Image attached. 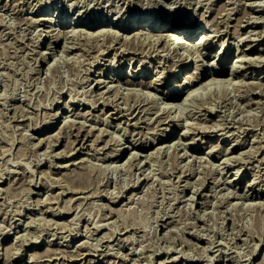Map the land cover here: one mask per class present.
<instances>
[{"label":"rangeland","instance_id":"obj_1","mask_svg":"<svg viewBox=\"0 0 264 264\" xmlns=\"http://www.w3.org/2000/svg\"><path fill=\"white\" fill-rule=\"evenodd\" d=\"M204 1H205V3H203ZM207 1L208 0H203V1L202 0H198V1L197 0H84V2H83V0L82 1L81 0H24L22 2V0H9V1L8 0H0V24H1V26H0V30H1L0 31V34H1L0 37L1 38L0 39H2V40H0V177L2 176L1 177L2 179L0 178L1 179L0 180V187H2V188L6 187V189H8V190H5V188L4 189L0 188V195H1L0 196V264H9V263L10 264H45L44 262H46V264H55V263L56 264H62L63 262H64L63 264H65V263H67V264H111V263L112 264H131L132 261H133L132 264H136V263L138 264V261H140V263L142 262L141 264H146V263L147 264H150V263L151 264H163V258H164V260H168L169 258L172 259L173 255H174L173 258L175 257L176 260L173 262H171V261L166 262V264H203V263L204 264H206V263L207 264H226V263L227 264L228 263L229 264H234V263L235 264H244V263L250 264V261H251V264H258V263H260V261L262 264V262L264 261L263 260L264 259V234H263L264 233V207L262 206L263 204L260 205L262 203L260 201L261 200L263 201V199H257V198H253L251 196H248V198H246L247 199L246 200L245 198L240 197L238 195L246 194L248 188L246 187L245 184L247 182L248 183L249 182L253 183V181L257 182V184H255L254 191L259 192L261 187H264V184H263L264 183V179H263L264 178V158H263L264 157V150H263V148H264V119H262V118H264V112H262V111H264V105H263L264 104V101H263L264 96L262 98L260 97L262 99L260 105L259 104H249V102H248L249 100L247 98V92L245 91L246 86L242 85V84L249 82V81H258V83L260 85L264 86V84H263L264 83V78H263V75H264V60H263V58H264V34L261 35L262 33H264L263 32L264 31V22H262V21H264V9H263L264 8V0H255V3H254V0H241V1L240 0H232V1L229 0L230 2H228L227 0H213V1L209 0L210 3H209V1L208 2ZM238 2H241V3H238ZM5 3H6V5H3ZM249 3H251V4L253 3V4L251 5ZM257 3L261 4L262 6L257 4ZM24 4H26V5H24ZM222 4H223V6H222ZM30 5L32 8L29 7ZM120 5L122 7H120ZM219 5H221V7ZM20 6H23V7L25 6V8L20 7ZM46 6H49L48 11L52 15H56L59 19L60 18L71 19V18H74L73 16H75V14H76L77 18H82V21L84 20L83 22H89L90 24L96 23V24L101 25L104 28L107 27V29L108 28L112 29V30L114 29L111 33L113 35L115 34L114 36H118L120 39L126 38V36H125L126 33L124 34V31H123L121 25L125 24L129 21H132L134 19H137V18H143L144 20L154 19L155 21L160 22L161 24H164V25L165 24L170 25L171 27L172 26L173 27L182 26L183 28H186V29H189L191 27V24L196 21V26H200L199 30L203 31L204 29L202 27H206V29H207L206 33L208 32L207 34H209V33H210V35L212 34L211 36L209 35V37H212L216 33V32H214V30H216L218 27H216V29H215V26H220V28H224V27L227 28L228 27L229 34L225 35V40L228 39L229 41L227 40L226 46H228V48H226L225 50H228L226 52H228V55H229V59L227 62L228 64L226 65V67H228V69H230V71H231V66H232L231 64H233V62L235 63L236 62L235 60H238L239 58H241V57H238V54L241 52V48H244L245 46H247L249 42H253L251 40H248L249 39L248 37H250V35L252 36V38H255V35L257 37H260V38H257L258 41L253 43V46H255V49L258 47L257 49H258L259 53H261L263 56H261L259 53H254L256 55L257 54L259 55V56L257 55L258 58H256V59H261V60H257V64L254 65L253 68H250L248 70H244V68H243L242 72L239 73L238 76L235 77L236 79L238 78L236 85H239V83L241 82L240 85L234 86L233 85L234 83L228 84L226 86L227 87L226 88L227 96H225V98L224 97L220 98V101L218 98V101L216 100L217 102L215 101V99L213 100L217 106H214L212 103H209V102L206 103V105L209 107H212V106L215 107V109L213 111H209V110L207 111V114H209V113L213 114L211 116L212 121L211 122H204V125H207L208 126L207 129L211 130V132H210V135L208 136L209 138L208 137L204 138L205 142L201 143L198 140L199 141L198 147L200 150L192 151L189 147H186V146L183 147V145L185 143L191 141V139L188 140V138H190L191 136L190 137H183L182 139H179V136L182 135V132H184L188 128H189V130H194L195 126L197 124L201 123L199 121L202 120L203 117H205L202 113L206 110L197 112V114L195 115L196 117L194 116L195 118L190 113H192L193 111H197L198 110L197 107H194L193 111H189L190 113L188 111H182L181 113L178 111H175V113H172L173 117H170L169 120L171 118H173L176 121L173 120L170 123H167L169 121L168 119H167V121L165 120V122L157 121L160 118L157 119L158 113L154 112L156 109H151L150 111H147V112L144 110V111L139 113L140 109L138 108L135 111H133V113H132L133 115L129 114L130 119L128 120L127 116L121 117V115H119L122 111H119L120 109H118V107H116V109H115L112 105H105L104 103H102L103 104L102 105L101 102H103L102 101L103 99L99 100V102H96L94 105L93 101H95L97 99V96L93 95L95 93H92L91 90L96 87V83H97L96 81L97 80L95 81V78H101V79L104 78L105 79L106 78L105 76L110 71H115L116 73L122 72L123 74L130 75V72H134L135 68H137V67H142L139 71H144L145 73H148V75H149L148 78H153L154 76H156L155 73L158 72V74L161 75V77H163L164 79L170 80L168 85L171 83V80L173 79L175 72L180 71V76L176 79H178V81L181 79H182V81H184L186 76H185V74H183V72H185L186 70H190V69H192L191 71H193L194 67L196 65V61L194 60V58L191 61L192 56H190V55H193L194 53L198 54L199 56L201 55L202 57L201 56L197 57V59L202 58V61L199 60L201 63L200 66L204 69L205 68L209 69V67L211 69V62L213 61V56L215 54H217L220 50H222L223 46L221 44L222 42H220V41H222V39H220V40H218V38H216V40L214 39L215 40L214 45H216V46L213 49H211V48H208L209 45L207 43L210 41L208 39L209 37L206 36L202 40L201 45H199V44H197V46L196 45H193V46L188 45L191 49H193V51H197L200 49V51L194 52L193 54H192L193 51L191 52V50H189L190 55H188L187 54L188 51L187 52L184 51V49L182 47L183 45H186V43L184 42V44H183L182 42H180L176 39L174 40L172 38V39H170V41H168L169 42L168 43L169 44L168 49H170V46H171V48H173V49H170V50L176 51L175 52L176 54L178 53L179 57L176 56L177 58H174L175 54H173L171 56L168 55V57L170 58V60H169V58L166 56H163V57H162V55L161 56L160 55L155 56L156 52L155 53L153 52L154 54L152 53V55H151L150 53L145 51L144 53H142L143 55H141V54L138 56L136 55L135 59H133L132 61L130 60V57L133 56L132 54L125 55L123 58H120V60H119V55H123V53L121 54V50L124 47L123 46L121 48L122 43L116 44L118 46L115 45L114 48H112V47L107 48L106 46L102 47V45L100 44V46L105 50H101L102 48L100 46H96L95 47L96 49L94 47L92 48L93 50L89 49L90 50V54H89V50H88L89 46L88 45H82V42H85L84 38H86V37L88 38L87 35L90 31H91L90 33L93 34V37L96 36V34H94V32H92L93 28L87 27L86 25L85 26L80 25V27L79 26H77V27H79V29L81 28L82 29L81 31H79V29L77 27H74L72 30L70 29L65 33L66 35L69 34L68 35L69 37L68 36L64 37L65 34H64V32L61 31L63 29V27L61 28V26H59L57 22L45 23L44 21H38V16H39L40 12H42L43 8H45ZM226 6H228V8ZM119 7H120V9H119ZM206 8H207V11H206ZM217 8H219V9H217ZM223 8H226V9H223ZM232 8H234V9H232ZM19 9L22 11H20ZM80 9H81V11H80ZM16 10H19V11H16ZM217 10H219V11H217ZM243 10H246V11L243 12ZM78 11H80V12H78ZM84 11H86V13H84ZM227 11H229V12H227ZM231 11L233 13H231ZM83 13H84V15H83ZM243 13H247V14L249 13V14L246 15ZM214 14H217V15H214ZM218 14H220V15H218ZM2 15H3V17H2ZM240 16L243 17L245 20L243 18H241ZM203 17H205V18H203ZM224 17L226 18V20ZM215 18H217L218 21ZM227 18H229V19H227ZM238 18H239V20H238ZM30 19L33 21L32 22L33 27L31 25ZM33 19L35 20V22ZM203 19H208V20L211 19L210 20L211 22L207 23ZM246 19H248V20H246ZM18 20H19V22H18ZM214 20H216V21H214ZM250 20L252 22H250ZM236 21H238V24L240 22L242 24H244V27L241 26L242 27L241 28L239 25H237ZM253 21H254V23H253ZM14 22H16V23H14ZM20 22H22V23L19 24ZM40 22H42V23H40ZM3 23H6L7 25L3 24ZM17 23L19 25H15ZM211 23H213V24H211ZM227 23H230V25ZM9 25H12L14 28L12 26L10 28ZM34 25L37 26V28ZM48 26H52L54 28L53 30H55L56 32L53 31L52 28L48 27ZM136 26H141V25L136 24ZM234 26L236 29H238V28L240 29V31H241L240 33L243 32L242 36L238 35L239 37H236L234 34L231 33V32H233L232 29H235ZM207 27L208 28L210 27V28L208 29ZM211 27L213 30H211ZM15 29H16V32H15ZM44 29L47 30L46 33L49 32V34H51L52 36H56V35L61 34V35H59V38H57V40L53 39L54 42L51 43L52 48L48 47L47 45L44 46L45 42L47 40V37H45L43 39V43L41 44L40 49H45L46 51L47 50L51 51L50 53L46 52L48 54L47 57L45 58L46 60H44V57L42 58L41 55H37L38 51H37V47H36L37 40H39V33H41V32L45 33ZM74 29H76L77 32ZM84 29L88 30V32L84 31ZM155 29H159V27L156 26ZM4 30L6 32L8 31L9 33L3 32ZM10 30L15 32V33L11 32ZM27 30H28V32H27ZM21 31L23 34L21 33ZM30 31H32V32L34 31V32L32 33ZM52 31L55 33L53 34ZM110 31L111 30H109V32ZM114 31L115 32L118 31V32L115 33ZM157 31L158 30H156V31L154 30V32L149 31V32L143 34L141 37H143V39H144V38H146V34H147V37L148 36L149 37L146 38V40L147 39L149 40L151 37L154 38L151 35H154L156 38ZM24 32H26V33H24ZM75 32L77 34L74 35ZM72 33H73V35H72ZM117 33H118V35H116ZM16 34H17V36H16ZM81 34H83V35H81ZM132 34L133 33L128 34V35H130V37H132ZM20 35L22 38L20 37ZM35 35H37V36H35ZM79 35L81 38L80 37L77 38V36H79ZM121 35H122V37H121ZM123 36H124V38H123ZM3 37L5 39H3ZM89 37H92V36L89 34ZM101 37H103V36H101ZM101 37H100V40H101ZM244 37H246L247 39L245 40ZM35 38H37V39H35ZM67 38L69 39V41H67L68 40ZM73 38H74V40H75V38L78 39L77 41L80 42V44L82 45L83 48H81V45L78 42L76 43L73 40ZM81 39H82V41H81ZM15 40H16V43H14ZM107 40L111 41V37L105 38L101 41L102 42L106 41L105 43L109 44L110 41H107ZM238 40H241V43L237 45L235 41H238ZM10 41H13V43ZM22 41H24V42H22ZM72 41L75 42L77 46L75 45V43H74V45H71V44H73ZM101 41H100V43H101ZM155 41H156V39H155ZM198 41L199 40H197L196 43ZM160 42L162 43V40H160L158 43L161 44ZM24 43H26V44H24ZM63 44L64 45L68 44L71 48L68 50H65ZM78 44H79V46H78ZM14 45H16V46H14ZM22 45H24V46H22ZM32 46H34L35 50L33 49ZM72 46L74 47V49ZM18 47H21V48H18ZM76 47H78V49L79 48H81V49L78 50ZM84 47H87V48H85V50H84ZM192 47H194V48L196 47L195 50ZM115 48H117V49H115ZM6 49H7V51H6ZM16 49H18V50H16ZM29 49H31V50H29ZM97 49H98V51H97ZM119 49H120V51H118ZM160 49H162V46L160 47ZM27 50H29V51H27ZM99 50H101V52ZM115 50H117L118 52ZM80 51H82V52H80ZM104 51H106V52H104ZM204 51L207 52L208 56H205L203 54ZM62 52H65V53H63V56L60 55V53L62 54ZM102 52L105 54H103ZM114 52H117L118 55L115 54ZM167 52L168 51H165V53H167ZM182 52L185 53L184 54L185 56L183 55ZM250 52H255V50L250 51ZM52 53H54L53 55L56 58L52 55ZM93 53H94V55H93ZM146 53H147V55H146ZM162 53H164V52H162ZM64 54H65V56H64ZM69 54L71 55V57H70L71 60H69L70 59ZM180 54H181V56L183 55L184 57H181ZM114 55H116L115 56L116 58L113 59ZM61 56L63 57V59ZM78 56H80V58L83 57V60L85 59V63H83L84 61L82 60V58L80 59ZM90 56H92L93 59ZM94 56H95V59H94ZM32 57H35V58H32ZM58 57H60V59H58ZM72 57H74L75 61H77V63L74 66H72V65L75 61H74V59L72 60ZM104 57H106V58H104ZM125 57H126V59H125ZM180 57H181V60H180ZM66 58H68V59H66ZM160 58H161V60H160ZM182 58H190L188 60L189 61L188 65H186L185 68H184V65H182V63H183ZM36 59H37V61H36ZM86 59H87V62H89V63H86ZM112 59H113V62H114V60H116V62L113 63ZM140 59L141 60L147 59L150 62L142 60L141 63H139ZM79 60L81 61L80 63H79ZM159 60H160L161 65H158ZM203 60H204V62H203ZM50 62H51V64H50ZM169 62L171 63V65ZM67 63H68V65H67ZM78 63H79V66H78ZM166 63H168V64H166ZM237 64H239V62ZM240 64L245 65L241 62H240ZM49 65L51 67H49ZM54 66H55V68H54ZM221 66H223V65H221ZM37 67H38V69H37ZM76 67H78L79 69L78 68L76 69ZM90 67L91 68L93 67V69H91ZM49 68H51V69H49ZM72 68H73V70H71ZM99 68H100V70L104 71V75L103 74L99 75ZM170 68L172 70H170ZM183 68H184V70H182V72H181V69H183ZM160 69L161 70L163 69L162 70L163 72ZM116 70H118V71H116ZM159 71H161V72H159ZM243 71L246 74L243 73ZM258 74H262L261 79H260V77L257 78ZM88 77H90V78L87 79ZM235 78H234V80H236ZM106 80H108V79L106 78ZM238 80H240V82ZM154 81L152 82V84L154 86L155 85L156 86L152 87V88H154V89H152L153 93L155 92L156 87L158 86V83H159V82L157 83V80H154ZM228 86H230V87H228ZM232 86H234V87H232ZM86 87L88 90L86 89ZM171 87H173V85L170 84V86L167 87V90L170 89ZM184 87H186V88L182 92L183 95L187 96L188 93H189V95L194 94V93L198 94L197 93L198 91L191 93L192 92V90H190L191 87L190 86L187 87V84L186 85L184 84ZM240 87L241 88L243 87L244 90L242 89L240 91V89H241ZM89 88H90V90H89ZM160 89H163V85H160ZM231 89L234 92L237 91L236 92L237 94L232 92ZM236 89H238V90H236ZM201 91L202 92H199L200 94L203 93L204 90L202 89ZM227 91H229V92H227ZM89 92H90V94H88ZM70 93L72 94V96ZM75 93H77V94H75ZM85 93L87 94L86 96L90 97V98L83 96V95H85ZM240 93H241V95H240ZM108 94H110L109 95L110 100H112L113 97L114 98L117 97V98H115L114 101H116V103H117L119 100L118 104H120L121 107H125L127 105L126 100H125L126 98H125L124 94H123V96L121 95L122 93H120L118 96H116V94H113V93L112 94L108 93ZM157 94H160V93L158 92ZM77 95H79L80 97ZM111 95H112V97H111ZM113 95H115V96H113ZM106 96H108V95H106ZM73 97H75V99ZM81 97H82V99H81ZM239 97H241V98H239ZM71 98L73 99V101H71L72 100ZM83 98L86 101H84ZM244 98H245V100H244ZM227 99H228V101H227ZM246 99H247V101H246ZM68 100H70L71 102L67 103L66 101H68ZM75 100H77V101H75ZM89 100H91L90 101L91 103H89ZM233 100L235 103L233 102ZM121 101H124L125 103L121 102ZM160 101H162V99H160ZM237 101L239 103L236 104ZM242 101L243 102L246 101V102L243 103ZM169 102H171V101H169ZM232 102H233V105H232ZM69 103L71 104V107H68ZM92 103L94 106L91 105ZM122 103H124L125 106H123ZM222 103H223V105H222ZM242 103H243V106H240V108H239V104L242 105ZM196 104H198V103H196ZM196 104H195V106H196ZM210 105H212V106H210ZM257 105H258V107H257ZM227 106H228V108H227ZM235 106H236V108H235ZM244 106L245 107L247 106V107L244 108ZM23 107H24V109H23ZM58 107H60V108L58 109ZM248 107H249V110H248ZM16 108H18V109L16 110ZM232 108L233 109L235 108V109L233 110ZM241 108H243V109H241ZM20 109L22 111H20ZM56 109L59 112H56ZM12 110H14L16 113ZM75 110L77 112L80 111V113L77 114V112ZM85 110H87V111L89 110V111L85 112ZM244 110H246V111H244ZM247 110H248V112H247ZM111 111H119L120 113L119 112L115 113V112H111ZM123 111L127 112L126 109H124ZM233 111H234V113H233ZM249 111L251 112L250 115H249ZM90 112H91V114H90ZM148 112H150V113H148ZM177 112H178V114H177ZM185 112L189 113V115L187 116V114ZM200 112H202V113H200ZM74 113L77 115H75ZM179 113L182 115H179ZM224 113H226V114H224ZM230 113L234 114V115H231ZM242 113H243V115H241ZM254 113H255V115H254ZM257 113L258 114L260 113L259 114L260 117H259V115H257ZM13 114H14V116H17V115L18 116L15 119H13L12 118V117H14ZM25 114H26V116H25ZM79 114H81V115H79ZM96 114H98V115H96ZM136 114H138V116H143L145 118L143 120H145V121L141 122L142 120H140V122L136 124V122L138 121L137 120L138 116L136 118H133L134 115H136ZM145 114L148 115V117ZM174 114H175V116H174ZM176 114L178 116H176ZM221 114L225 115V116H222ZM227 114H229V115H227ZM20 115L22 118L20 117ZM73 115H74V117H73ZM84 115H85V117H84ZM108 115H109V117H108ZM153 115L156 116V117H154V119H153ZM219 115H221V118L222 117L223 118L221 119ZM256 115L258 116V118H256L257 117ZM95 116H96V118L98 117V119H100L101 121L98 119H95ZM103 116H105V117L102 118ZM197 116H199L200 118ZM228 116H229V118H228ZM233 116L235 117V119L237 121L232 118ZM239 116H241L242 118ZM254 116H256V117L254 118ZM149 117L151 119H149ZM224 117H225V119H224ZM64 118H67L69 120H66ZM71 118H73V120L75 118V120L78 122H76L75 120L73 122V120H71ZM253 118L255 119V121ZM61 119L63 121H65V120L67 121L65 128L67 130H71V128H72L74 133L77 132L75 130L76 128H78L79 126H83L87 122L86 125L83 126V128L85 127L84 129H86V128L90 127L91 131L93 130L91 133V136H90L91 138L95 139V137L100 132V130H103L104 135L102 132H101L102 134L99 133V136L100 135L101 136H100L99 140L97 141V143H95L96 145L95 144L92 145L94 140L90 138L91 140L90 141L88 140V142L91 143V145L88 146V148H90V149L81 148L82 141H80V142H79V140H77L76 142L73 141L75 137H74V134L72 133V130L70 131L71 134L69 135V138H68V136H66L67 134L65 132H64V134L62 133V137L60 138L58 145L53 146V145L49 144L48 142L47 143L45 142L44 144H38L37 141L39 139L37 137L38 136L43 137L44 135L42 133L46 132L47 130H53L54 128L57 131L59 130L60 127H57V125L58 124L60 125L63 122ZM193 119H194V121H193ZM257 119H259V120H257ZM80 120H82V123H84V124L80 123L81 122ZM135 120H136V122H134ZM150 120H152V121L150 122ZM186 120H187V122L190 121L189 124L194 123L195 126H192V128H191V126L186 122ZM216 120L218 122L222 121L223 123L222 122L218 123ZM244 120L246 123L244 122ZM53 121H56L55 124H51ZM71 121L73 122V124L71 123ZM241 121L244 123H242ZM111 122H112V124H110ZM174 122H176L178 124V125L176 124L177 127L176 126L173 127V124H175ZM216 122H217V124H215ZM258 122H260V123H258ZM94 123H95V125H94ZM115 123H116V126H115ZM127 123H128V125H127ZM209 123H211V124L213 123L215 125L212 126L211 124L209 125ZM255 123H257V124H255ZM70 124L72 126H69ZM78 124H79V126H78ZM186 124L188 125L187 128H185L187 126ZM228 124H230V125L228 126ZM249 124H251V125H249ZM159 125H161V126H159ZM217 125L219 128L217 127ZM235 125H238V126H235ZM248 125L250 126V128ZM92 126L93 127L95 126V127L92 129L91 128ZM102 126L104 127V129H100V128H103ZM149 126L152 128H149ZM166 126L169 129L168 137L164 136L163 135L164 132L162 131L163 130L162 127H166ZM198 126H202V124H200ZM225 126H228V128L231 130L234 129V132L237 131V132H235L236 136L239 135V138L246 142V143H244V146L241 148L242 150L240 149V152H242L241 154H243V155L238 154V155H236L237 157L233 156L232 159H230V161H232V162H230L231 164L225 163L223 161H224L225 157L228 156V153H227L228 151L226 152L227 146L232 145L231 142L233 143L232 139H234V138L227 137L228 134H224L223 136H220V134L223 131H218V130H220V128H223ZM241 126H242V129L240 128ZM124 127L126 129H124ZM236 127H238V128H236ZM214 129L217 131L212 133V130H214ZM258 129H260V130H258ZM141 130H143V132H141ZM257 130H258V132L255 133ZM239 131H241V132H239ZM50 132H52V131H50ZM95 132L97 134H95ZM144 132L146 133V137L142 138L141 137L142 135L145 136ZM231 132H233V131H231ZM156 133H158V134H156ZM93 134H94V136H93ZM112 134H113V136L114 135L115 136L113 137ZM147 134H148L149 138L147 137ZM256 134L257 135L262 134V135H260L259 136L260 138H259ZM109 135H110V137H109ZM31 136H32V138H31ZM130 136H132V137H130ZM103 137H104V139H103ZM115 137H117L119 140L117 138L115 140L114 139ZM219 137H221V139L218 142H220V147L222 149L219 148V145H216L217 139ZM224 137H227V138H226V140L222 141V138H224ZM253 137L256 140H254ZM141 138L143 140H141ZM100 139H102V140H100ZM105 139H107L106 140L107 143L110 139H112L113 141L110 140L109 143L106 145V143H104ZM120 139H121V141H124V142L121 143ZM144 139H147V140H144ZM152 139H155V141L153 142ZM172 139L173 140L179 139V141L184 142V144L182 143V145L179 147V149H177L178 151H176L175 153H173L172 150H170V152H169L168 149H166V150H164V152L158 153V154H160V156L157 153L153 154L154 156L156 155L154 157V162L156 164L154 163L153 165H150V168H149V162L146 164V166L144 165L147 158H145L146 159L145 160L144 157L141 155L142 149L146 150V153L150 152L151 149L152 150L154 149V151H157V149H158L157 145L158 144L160 145L161 143H163V144L170 143V142L172 143L173 142ZM117 140H118V142H117ZM252 140H254V141L251 142ZM35 142L38 145H36ZM65 142L69 143V144L67 145ZM262 142H263V144H262ZM64 143H65V145H67L66 147H68V148L64 149V147H65ZM140 143L143 146L145 144V146L141 148V146H139V145H141ZM238 143H239V141H238ZM249 143H250V145H249ZM256 143L259 145H257ZM33 144H35V145L32 146ZM71 144L74 146H71ZM109 144L112 146H110ZM48 145H50L51 147ZM92 146H94V147H92ZM113 146L118 147V148H119V146H120V148H121V146L122 147L125 146L122 154L117 158L112 156V154H110L112 152L114 153V150H113L114 147ZM211 146L212 147L214 146L215 149L213 148L214 149L213 150L211 148ZM259 146L262 148H260ZM47 147H48L49 151L46 150ZM97 147H98V150H97ZM101 147H103V148H101ZM181 147H183V149H181ZM185 147H186V149H185ZM155 148H157V149H155ZM209 148H211L210 149L212 151L211 154L209 152L210 151ZM250 148H252V149H250ZM60 149H62V150H60ZM68 149L71 150V153ZM184 149L186 150V152H184L185 151ZM247 149H248V151L252 152V153L247 152L248 154L250 153L252 156L250 154L248 155L245 152V151H247ZM44 150L47 152H45ZM57 150L61 151V153L56 152ZM86 150H87V152H86ZM73 151H75L74 154H72ZM99 151H102V152L105 151V152L102 153ZM254 151H256V152H254ZM63 152L64 153L67 152V153L64 154ZM165 152H167L168 154ZM253 152L255 154L258 153V154H256L257 156ZM105 153H108V154L106 155ZM59 154L61 156H56ZM67 154H70V156L69 155L67 156ZM109 154H110V156H109ZM133 154L138 155L137 158H139V159H137L135 157L136 159L134 158V161H132V162L129 161L128 163H129V165H130V163H131V165L132 164L134 165L136 162V165L138 167L136 165H134V166L132 165L130 167L127 166L128 163L126 162V160L129 159V156L130 157H131V155L134 156ZM147 154H150V153H147ZM169 154L172 158L169 156ZM182 154H185L186 156H184ZM192 154H194L195 156ZM253 154H254V156H253ZM172 155H174V156H172ZM197 155L201 158H199ZM224 155H225V157L223 158ZM240 155L242 156V160L238 159L237 160L238 162L235 161V159H237L239 157L241 158ZM244 155H246V156H244ZM243 156H244V158H243ZM156 157L157 158L159 157V159L157 160ZM195 157L199 158V159L196 160ZM205 157L207 158V160L210 158L209 161L205 160L206 159ZM246 157H249L250 160H249V158H246ZM251 157H254V158H251ZM80 158L81 159L87 158V159H85V161L88 160L89 162L88 161L87 162H79ZM155 158H156V160H155ZM202 158H204L203 161H202ZM140 159H142V160H140ZM257 159H258V161H257ZM260 159H262V160L260 161ZM220 160L222 161L221 164H219ZM182 161L186 164H183ZM187 161H189V162L187 163ZM197 161H198V163H197ZM200 161H202V162H200ZM233 161L235 162V164ZM242 161H243V163H242ZM67 162L69 163L68 165H67ZM125 162L127 163V165ZM180 162H182V165ZM211 162H213V163H211ZM260 162H261V164H259ZM50 163H51V166H50ZM64 163H65V165H64ZM72 163L74 165H72ZM83 163H84V165H83ZM90 163L91 164L93 163L94 165L92 164V166H89V165H91ZM123 163H125V164H123ZM202 163L203 164L206 163L205 164L206 167H204V165ZM116 164H118L119 167H116ZM121 164H122V166H121ZM199 164H200V167H199ZM222 164H224L223 166H224V169L226 168L225 169L226 171L223 169ZM61 165H63V166L61 167ZM66 165H67V167H66ZM75 165H76V167H75ZM81 166L83 167V169ZM93 166H96V167H93ZM152 166H154L156 168L153 169L154 167L152 168ZM189 166L192 168H190ZM201 166H203V167H201ZM50 167H52V168H50ZM89 167H92L93 169L89 168ZM174 167H175L176 171H172V170H175ZM181 167H183L185 169H183V168L181 169ZM232 167H235V168L237 167L238 169H240L242 167V169H241L242 172L240 173V175L242 177L240 179H238L237 181H233L232 182L233 185L226 182V179L231 174H233V172L235 173L238 170L237 168H236L237 170L235 168L231 169ZM251 167H252V169H251ZM258 167H260L261 169ZM27 168H29V169H27ZM31 168H33V169H31ZM54 168H55V170H54ZM79 168H81L82 170ZM139 168L141 170H138ZM142 168L143 169L145 168V169L143 170ZM30 169L34 171V174H33V171H31ZM89 169H91L92 172ZM150 169H152V171ZM194 169H195V171H194ZM212 169H214L215 171L217 170V171L215 172ZM244 169H246V170L243 171ZM28 170H30V171H28ZM42 170H45V171L49 170L48 171L49 173L45 174L47 172H45V171L43 172ZM88 170H89V172H88ZM61 171H62V173H60ZM75 171H76V173H75ZM251 171L253 172L252 174H251ZM254 171H255V173H254ZM63 172L66 175L63 174ZM68 172H70V173H68ZM79 172L82 175H80ZM145 172H147L148 174L151 173V175L148 176L147 173H145ZM184 172H185V174H184ZM77 173L79 174V176H77L78 175ZM22 174H24V175H22ZM50 174L54 176V177L52 176L53 177L52 181H51V176H49ZM176 174H179V177H177ZM256 174L258 175L257 177H255ZM30 175L33 178V181L31 180L32 178L30 179ZM45 175H47V176H45ZM58 176L60 178H58ZM64 176H67V178ZM85 176H86L87 180L89 179L90 181L89 180L87 181L85 179ZM150 176H152V177H150ZM199 176H200V178H199ZM201 176H202V179H201ZM204 177L205 178L207 177V178L205 179ZM75 178L76 179L79 178L81 180L83 179V181H85V182H82L83 187H84V189H86V188L87 189L81 190L82 187H80V186H82V184L73 183L72 179H75ZM252 178H253V181H251ZM46 179H47V181H46ZM186 179H188V180H186ZM220 179H221V181H220ZM29 180L32 182L30 183ZM48 180L51 181L50 184H48L49 183ZM59 180H60V182H59ZM61 180H63V181H61ZM95 180H96V182H94ZM177 180L178 181L180 180V182L178 183ZM200 180H201V182H199ZM213 180H216V181H213ZM64 181L67 182L68 184L71 183V185H68V184L66 185V183ZM135 181H137V182H135ZM187 181H189V182L191 181V182L189 183ZM89 182L91 183V185H89ZM51 183H52V185H51ZM86 183H88L87 186L84 185ZM203 183H204V185H203ZM34 184H37V185H34ZM100 184H102V185H100ZM216 184H219V185H216ZM224 184H225V187H224ZM57 185L60 187H58ZM184 185H185V187H184ZM194 185H195V187H194ZM196 185L199 187L202 186V189H203L202 193L204 195L206 192L208 193L209 197H207V199H209V200L207 202L209 203V205H208V203L207 204L204 203V201L207 199L204 197L203 194L199 195V193H196V189L199 188V187H196ZM212 185H214V186H212ZM73 186H74V189H73ZM96 186H99V187H96ZM228 186L230 187V189H228ZM256 186H258V188ZM63 187H65V188H63ZM71 187L73 190L70 189ZM193 187L195 189H192ZM220 188H222V189L224 188V189L222 190ZM91 189L92 190L96 189L97 192L94 193L96 190L91 192L90 191ZM231 189L234 192H236L237 196H236V194L233 193V191L232 192L229 191ZM193 190H195V191H193ZM139 191H141V193ZM215 191H217V192H215ZM51 192H52L53 196H52ZM62 192H63V195H62ZM105 192L108 194L106 195ZM89 193H90V195H88ZM111 194L114 196H112ZM118 194H119V196H118ZM46 195H47V197H46ZM187 195H188V197H187ZM43 196L46 199V200L44 199L45 200L44 203H43V201H44ZM48 196H49L50 200L48 199ZM39 197H40V200H43L42 204L39 200ZM56 197L58 200L56 199ZM69 197H70V201H68L69 203L67 204V199ZM115 197L117 198V200L116 199L113 200V198H115ZM192 197L195 198L196 200L198 199V201L192 200L193 199ZM204 198H205V200H204ZM53 199H55V200H53ZM134 199H135V201H134ZM216 199L218 201L219 200L220 201L218 202ZM71 200H72V202H71ZM77 200L79 201V203ZM131 200H132V202H131ZM187 200L190 204L189 203L187 204V202H186ZM229 200H230V203H229ZM238 200H240V201L238 202ZM46 201H48V202H46ZM76 201H77V203H76ZM213 201H214V204H213ZM236 201L238 203H240L242 206L240 204H235L237 206H234L231 208V206L234 205L233 203H235ZM255 201L257 203H254ZM80 202H81V204H80ZM210 202H212V203H210ZM215 202H216V204H215ZM217 202L219 203V205ZM245 202L247 203V204H245L246 206L248 205V203H251V205L246 207L244 205ZM64 203L67 204L66 206L68 209L70 207L69 210L71 212L70 211L68 212L67 208H65L66 210L63 211L64 208L62 207V205ZM252 203L256 206H254ZM73 204H74V206H73ZM107 204L110 205V208H109V206H107ZM127 204H129V205H127ZM221 204H223V205H221ZM46 205H47V207H46ZM68 205H69V207H68ZM63 206H65V205H63ZM100 206H101V208H100ZM106 206L108 207V209L106 208ZM228 206H229V208H231V209H229V212H233V213L227 212ZM58 207L59 208L61 207L62 211L61 210L59 211ZM41 208H42V210H41ZM71 208H73V209H71ZM102 208L103 209L105 208V209L103 210ZM111 208H113V209L111 210ZM170 208L172 210L166 211L167 209H170ZM49 209H52V210H49ZM100 209L104 212H102ZM117 209L119 210L118 211L119 213H115V212H117ZM121 209H124L122 211V213L120 212ZM175 209H176V211H174ZM179 209H180V211H177ZM108 210H110V212ZM187 210H189V211H187ZM221 210H222V212H220ZM237 210H238V212H236ZM49 211H51V212H49ZM202 211H203V213H202ZM106 212H108V213H106ZM170 212H171V214H174L175 217L172 216L171 214H169ZM173 212H175V213H173ZM235 212H236V214H235ZM77 213L81 217L76 216ZM111 213L113 216L111 215ZM165 213L169 214L171 216L167 220H165L164 218L168 217L169 215H165L164 218L162 219V216ZM189 213H191L192 215ZM237 213L239 214V216ZM197 214H199V215H197ZM240 214H242V216H241L242 218L240 217ZM53 215H55V216H53ZM116 215L118 218L116 217ZM119 215H121L122 217ZM123 215L126 219L123 218ZM231 215H234V217ZM99 216L101 218H99ZM199 216H203V217H200V219H199ZM43 217H45V218H43ZM71 217H72L73 221H75V222L71 221L72 220ZM74 217H75V220H74ZM78 217L81 219V221ZM105 217L107 218L109 223L107 222ZM119 217H121V219ZM52 218H54V219L52 220ZM67 218L68 219L70 218L69 219L70 221ZM122 218H123V220H122ZM172 218H174V219H172ZM192 218H194V219H192ZM46 219L48 221H46ZM176 219H177V222L175 221ZM223 219H225V220H223ZM56 220H59L61 222V224H62V220L63 221L68 220V222H66V223H68L69 225L66 223L62 224L63 227L59 223H58L59 225L58 224L56 225V223H57ZM93 220H95V221H93ZM111 220H114V223ZM193 220L197 221L196 226H195V222ZM89 221L91 224L89 223ZM122 221H126L125 223L127 224V226H129V227L126 226V228H128L129 230L125 229L126 224L122 223ZM71 222L75 223V224H74L73 228L70 229V226L72 224ZM96 222H98V224ZM103 222H105L106 224H104ZM191 222H194V224H192ZM78 223H79V225H78ZM99 223H100V225H99ZM132 223H134V226L130 225ZM161 223L162 224L164 223L165 225L173 223L172 224L173 226H170L171 224L169 225L170 227L169 226H163ZM232 223H234V224H232ZM96 224L98 225V227ZM109 224L112 227V230H110V231L108 228V227H110V226H108ZM113 224H114V226H113ZM117 224L119 225L118 227H116ZM157 224H158V226H157ZM26 225H28V226H26ZM237 225H239V226H237ZM66 226H68V227H66ZM99 226H101V227H99ZM156 227H158L157 231H156ZM171 227H173L174 230ZM87 228H91V229H88V231H87L86 230ZM92 228L93 229L95 228V229L93 230ZM196 228L198 231L196 230ZM252 228H254V229H252ZM261 228H262V230H261ZM61 229H64V230H61ZM77 229H78L79 233H78V231H76ZM169 229L171 231H169ZM238 229L240 230L239 231L240 235L238 234L239 236L237 235ZM67 230H69V231H67ZM247 230H249V231H247ZM255 230H256V232H255ZM105 231H107V234ZM122 231H123V233H122ZM167 231H169V233H166ZM262 231H263V233H262ZM112 232H114L115 234H113ZM251 232H252V234H251ZM259 232H261V233H259ZM90 233H92V234H90ZM235 233H236V235H235ZM257 233H259V236H261V239H260V237L258 238ZM21 234H22V236H21ZM77 234H79V235H77ZM103 234H105V236ZM193 234H196V235H193ZM15 235H17V238L15 237ZM66 235H67V237H66ZM93 235H94V238H91V237H93ZM102 235L104 236V238L105 237H107V238L104 239L102 237ZM108 235H109V237H108ZM251 235H253V236L251 237ZM96 236H99L100 238L96 237ZM127 236H129V238ZM130 236H131V238H130ZM200 236H202V237H200ZM237 236H238V238H237ZM20 237L22 240L19 239ZM121 237H122V239H121ZM123 237L124 238L126 237V239H123ZM65 238H67V239H65ZM86 239L89 240V243H88V241H86ZM96 239H98V240H96ZM100 239L102 241H100ZM241 239H243V240H241ZM16 240H18V241H16ZM122 240H124V241H122ZM183 240H184V242H183ZM185 240H187V241H185ZM13 241L15 243H13ZM82 241L88 243V245H87L88 249L85 248V249H82V251L90 250V251H93L95 253L89 254L90 256L89 255L85 256L83 254H81L82 256L76 255V258H75V256H72L71 253L78 250V248L79 249L81 248L80 246H78V244ZM211 241H212V243H211ZM220 241L222 242V244ZM48 242H49V244H48ZM93 242L94 243L97 242L98 244H96V243L94 244ZM91 243H93V245ZM105 243L108 244L110 247H108V245H106ZM210 243L212 244V246H210L211 245ZM9 244L13 245L11 247L12 249L8 246ZM225 244H227L226 245L227 247L225 246ZM257 244H259V245H257ZM91 245L93 246V248L95 245L96 249L95 248L93 249ZM99 245H101V246H99ZM255 245H257V246L254 247ZM47 246L50 247V249H53V251L52 250L49 251L50 249L45 250V248ZM111 246L114 248H112ZM208 246H209V248H208ZM8 247H9V249H8ZM202 247H204V248H202ZM210 247H211V249H210ZM221 248L223 251L221 250ZM10 249H11V251H9L10 252L9 253L8 250H10ZM13 249H14V251L17 250L18 252L12 251ZM63 249H64V251L60 252V250H63ZM70 249H73V250L75 249V250L73 251ZM141 250H143L144 252ZM180 250H182V251H180ZM34 251H38V252L42 253V256H44V257L38 256L36 258V256H33L31 254ZM45 251L47 253L49 251V253H48L49 255H47ZM54 251H56V252L54 253ZM70 251H71V253H70ZM200 251H201V253H200ZM206 251H207V253H206ZM254 251H255V253H254ZM11 252H13V253H11ZM62 252L63 253L66 252V253L63 254V256H62ZM7 253H8V255H11V256H8ZM59 253H61V254H59ZM116 253H118V254H116ZM122 253H124L125 255ZM194 253H195V255H194ZM50 254H51V256H50ZM103 254H105V255H103ZM119 254L121 256H119ZM147 254L150 256L148 257ZM69 255H71L72 258ZM99 255H101V256H99ZM135 255L138 258H135ZM202 255H204V256L202 257ZM206 255L208 258H205ZM57 256H58V258H55ZM83 256H85V257L83 258ZM146 256H147V258H146ZM192 256L194 257L193 259H192ZM226 256H227V258H226ZM229 256H230V258H229ZM8 257L9 258L11 257L10 258L11 260L8 259ZM62 257H63V260H62ZM200 257H202V258H200ZM33 258L35 261L33 260ZM65 258H66V260H65ZM91 258H92V261H91ZM132 258H134V259H132ZM6 259L9 261H7ZM148 259H150V260H148ZM134 260H136V261H134ZM236 260H238L239 262H236ZM145 261H146V263H145ZM149 261H150V263H149ZM108 262H110V263H108ZM263 264H264V262H263Z\"/></svg>","mask_w":264,"mask_h":264},{"label":"bare ground","instance_id":"obj_2","mask_svg":"<svg viewBox=\"0 0 264 264\" xmlns=\"http://www.w3.org/2000/svg\"><path fill=\"white\" fill-rule=\"evenodd\" d=\"M9 1V0H8ZM24 0H22V2H23ZM82 1V0H81ZM198 1V0H197ZM203 1V0H202ZM209 1V0H208ZM207 1V2H208ZM211 1V0H210ZM210 1H209V3H210ZM213 1V0H212ZM228 2H230V1H232V0H227ZM241 1V0H240ZM19 2V1H18ZM77 2V1H76ZM83 2H84V0H83ZM86 2V1H85ZM200 2V1H199ZM226 2V1H225ZM244 2V1H243ZM242 2V3H243ZM247 2V1H246ZM13 3V2H12ZM31 3V2H30ZM53 3V2H52ZM203 3H205V1L203 2ZM238 3H241V2H238ZM254 3H255V0H254ZM54 4V3H53ZM88 4V3H87ZM115 4V3H114ZM207 4V3H206ZM224 4V3H223ZM223 4H222V6H223ZM228 4V3H227ZM249 4H251V3H249ZM248 4V5H249ZM253 4V3H252ZM251 4V5H252ZM257 4H259V3H257ZM256 4V5H257ZM3 5H6V3L5 4H3ZM9 5V4H8ZM21 5V4H20ZM24 5H26V4H24ZM89 5V4H88ZM209 5V4H208ZM259 5H261V4H259ZM16 6V5H15ZM220 7H221V5H219ZM246 6V5H245ZM262 6V5H261ZM4 7V6H3ZM20 7H23V6H20ZM30 8H32L31 7V5L29 6ZM120 7H122L121 5H120ZM120 7H119V9H120ZM210 7V6H209ZM218 7V6H217ZM227 8H228V6H226ZM251 7V6H250ZM2 8V7H1ZM14 8V7H13ZM23 8H25V6L23 7ZM27 8V7H26ZM29 8V9H30ZM77 8V7H76ZM124 8V7H123ZM235 8V7H234ZM234 8H232V9H234ZM245 8V7H244ZM259 8V7H258ZM34 9V8H33ZM48 9H49V6H46L45 8H43V10H42V12H40V14H39V16H38V21H44L45 23H51V22H57L58 23V25L59 26H61V28L63 27V29L61 30L62 32H64V34L68 31V30H72L74 27H77V26H79L80 27V25H86L87 27H90V28H93V31L92 32H94V34H96V36H94L93 37V34H91L90 32L88 33V38L86 37V38H84L83 36V38L85 39V42H82V45H88L89 46V48H88V50L89 49H92L93 47L95 48L96 46H100V44L102 45V47L103 46H106L107 48H110V47H112V48H114V46L116 45V44H119V43H122V45H121V48L123 47V49L121 50V54L123 53V55H119V60H120V58H123L125 55H129V54H132L133 56H131L130 57V60L132 61L133 59H135V56L137 55H143L142 53H144L145 51H147L148 53H150L151 55H152V53L154 52H156L155 53V56H157V55H162V57L163 56H166V57H168V55L169 56H171V55H173V54H175L173 57L174 58H177L176 56H178L179 57V55H178V53L176 54L175 52L176 51H172V50H170V49H173V48H171V46H170V49H168V47H169V42L168 41H170V39H176V40H178V41H180V42H182L183 44H184V42L186 43V45H183L182 47H183V49H184V51H188V55H190L189 54V50H191V52L193 51V49H191L189 46L191 45V46H193V45H196L197 46V44H199V45H201L202 44V40L204 39V37H206V36H208L209 37V35H210V33L209 34H207L206 33V27H202L204 30L203 31H201V30H199L200 29V26H196V21L195 22H193L192 24H191V27L189 28V29H186V28H183L182 26H176V27H171L170 25H164V24H161L160 22H157V21H155L154 19H147V20H144L143 18H137V19H134V20H132V21H129V22H127V23H125V24H122L121 25V27H122V29H123V31H124V34L126 33V38L125 39H120L118 36H114L111 32L114 30H112V29H107V27L106 28H104V27H102L101 25H99V24H90L89 22H83L82 21V18H77V16H76V14H75V16H73L74 18H71V19H67V18H58L56 15H52L49 11H48ZM211 9V8H210ZM217 9H219V8H217ZM223 9H226V8H223ZM230 9V8H229ZM240 9V8H239ZM256 9V8H255ZM264 9V8H263ZM20 10V9H19ZM19 10H16V11H19ZM25 10V9H24ZM23 10V11H24ZM37 10V9H36ZM83 10V9H82ZM221 10V9H220ZM231 10V9H230ZM242 10V9H241ZM250 10V9H249ZM261 10V9H260ZM20 11H22V10H20ZM39 11V10H38ZM80 11H81V9H80ZM80 11H78V12H80ZM122 11V10H121ZM206 11H207V8H206ZM212 11V10H211ZM217 11H219V10H217ZM233 11V10H232ZM231 11V13H233ZM244 11H246V10H243V12ZM90 12V11H89ZM119 12V11H118ZM215 12V11H214ZM221 12V11H220ZM227 12H229V11H227ZM226 12V13H227ZM248 12V11H247ZM84 13H86V11H84ZM84 13H83V15H84ZM91 13V12H90ZM217 13V12H216ZM225 13V12H224ZM223 13V14H224ZM22 14V13H21ZM203 14V13H202ZM229 14V13H228ZM243 14H246V15H248L247 13H243ZM18 15V14H17ZM23 15V14H22ZM214 15H217V14H214ZM218 15H220V14H218ZM226 15V14H225ZM230 15V14H229ZM239 15V14H238ZM90 16V15H89ZM203 16V15H202ZM201 16V17H202ZM223 16V15H222ZM252 16V15H251ZM254 16V15H253ZM2 17H3V15H2ZM19 17V16H18ZM25 17V16H24ZM37 17V16H36ZM214 17V16H213ZM217 17V16H216ZM238 17V16H237ZM241 17V16H240ZM248 17V16H247ZM28 18V17H27ZM34 18V17H33ZM203 18H205V17H203ZM225 18V17H224ZM236 18V17H235ZM241 18H243V17H241ZM249 18V17H248ZM253 18V17H252ZM3 19V18H2ZM19 19V18H18ZM24 19V18H23ZM35 19V18H34ZM33 19V20H34ZM202 19V18H201ZM215 19H217V18H215ZM227 19H229V18H227ZM244 19V18H243ZM242 19V20H243ZM22 20V19H21ZM26 20V19H25ZM36 20V19H35ZM35 20H34V22H35ZM205 22H207V23H210L211 21V19L210 20H208V19H203ZM225 20H226V18H225ZM236 20V19H235ZM238 20H239V18H238ZM241 20V19H240ZM245 20V19H244ZM246 20H248V19H246ZM252 20V19H251ZM250 20V22H252ZM29 21V20H28ZM30 21H31V25H32V20L30 19ZM37 21V22H38ZM214 21H216V20H214ZM217 21H218V19H217ZM224 21V20H223ZM256 21V20H255ZM258 21V20H257ZM2 22V21H1ZM18 22H19V20H18ZM24 22V21H23ZM187 22V21H186ZM229 22V21H228ZM240 22V21H239ZM249 22V23H250ZM260 22V21H259ZM262 22H264V21H262ZM14 23H16V22H14ZM22 22H20L19 24H21ZM40 23H42V22H40ZM56 23V24H57ZM215 23V22H214ZM236 23H237V25H239L240 27L242 26V27H244V24H242L241 22L238 24V21H236ZM253 23H254V21H253ZM3 24H6V23H3ZM2 24V25H3ZM18 23L17 24H15V25H19ZM26 24V23H25ZM24 24V25H25ZM28 24V23H27ZM136 24L138 25H141V26H136ZM178 24V23H177ZM206 24V23H205ZM211 24H213V23H211ZM218 24V23H217ZM221 24V23H220ZM227 24H229L230 25V23H227ZM226 24V25H227ZM7 25V24H6ZM14 25V26H15ZM30 25V26H31ZM185 25V24H184ZM210 25V24H209ZM253 25V24H252ZM0 26H1V24H0ZM5 26V25H4ZM10 26V28H11V26L12 25H9ZM27 26V25H26ZM35 26V25H34ZM156 26H158L159 27V29H155V27ZM214 26V25H213ZM257 26V25H256ZM7 27V26H6ZM13 27V26H12ZM28 27V26H27ZM32 27H33V25H32ZM36 28H37V26H35ZM47 27V26H46ZM48 27H51L52 28V30L54 29L52 26H48ZM79 27H77L78 29H79ZM216 27H218L217 29H216ZM241 27V28H242ZM14 28V27H13ZM24 28V27H23ZM30 28V27H29ZM208 28V27H207ZM210 28V27H209ZM208 28V29H209ZM234 28H235V26H234ZM3 29V28H2ZM26 29V28H25ZM32 29V28H31ZM34 29V28H33ZM215 29L216 30H214V32H216L212 37H209L208 39H209V41L210 42H208L207 44L209 45V47L208 48H211V49H213L216 45H214V41L216 40V38H218V40H220V39H222V41H220V42H222L221 44H222V50H220L217 54H215L214 56H213V61L211 62V69H210V67H209V69L207 68H202L201 66H200V61L199 60H201L202 61V58L201 59H197V57L199 56L198 54H195L194 52H197V51H200V49L199 50H197V51H193L192 52V54L193 55H190V56H192L191 57V61L193 60V58H194V60L196 61V65H195V67H194V70L193 71H191L192 69H190V70H186L185 72H183V74H185V76H186V78L184 79V81H182V79L181 80H179L178 81V79H176V78H178L179 76H180V71H177V72H175V75H174V77H173V79L171 80V85H173V87H171L170 89H168L167 90V87L168 86H170V84L168 85V83L170 82V80L169 79H164L163 77H161V75H159L158 74V72H156L155 73V75L156 76H154L153 78H148L149 77V75H148V73H145L144 71H139L142 67H137V68H135V70H134V72H130V75H126V74H123L122 72L121 73H116L115 71H110L109 73H107V75L105 76L108 80H106V78L104 79H101V78H95V81L97 82L96 83V87L95 88H93L92 90H91V92L92 93H95V94H93V95H96L97 96V99L95 100V101H93V103H94V105H95V103L96 102H99V100H101V99H103L102 101L103 102H101V104L102 103H104L105 105H112L115 109H116V107H118V109H120L119 111H122L121 113L119 112V111H111V112H115V113H120L119 115H121V117H128V120L130 119V117H129V114H132L133 113V111H135L136 109H140L139 110V113L140 112H142V111H150L151 109H156L154 112H157L158 113V115H157V119L158 118H160L159 120H157V121H159V122H165V120L167 121V119L169 120V118L170 117H173V114L172 113H175V111H178V112H182V111H193L194 110V107H197L198 108V110L197 111H193L192 113H190L193 117L197 114V112H199V111H203V110H206V111H204L203 113L202 112H200V113H202L205 117H203V119L202 120H200L199 122H201L200 124H202V126H198V125H200V124H197L196 126L194 125V123L192 124V123H190L189 124V122L190 121H188L187 122V120H186V122L191 126V128H192V126H195V129L194 130H189V128L188 129H186L184 132H182V135H180L179 136V139H182L183 137H190V138H188V140L189 139H191V141H189V142H187V143H185L184 144V142H182V141H179V139L178 140H173L172 139V143L170 142V143H165V144H163V143H161L159 146L157 145V148H155V149H157V151H154V149L152 150L151 149V151L150 152H147V153H150V154H147L146 153V150H144V149H142L141 150V155L144 157V159L145 158H147V160H146V162H145V166H146V164L149 162V168H150V165H153L155 162H154V157L156 156H154L153 154H155V153H161V152H164V150H166V149H168V151L170 152V150H172L173 151V153H175L176 151H178L177 149H179V147L182 145V143L184 144L183 145V147L184 146H186V147H189L192 151H196V150H200L199 149V141L202 143V142H205V140H204V138H206V137H208L209 135H210V132H211V130H209V129H207V125H204V122H211L212 121V118H211V116L213 115L212 113H209V114H207V111L209 110V111H213L214 109H215V107H213L212 105H210V106H212V107H209V106H207L206 105V103L207 102H209V103H212L214 106H217L216 105V103H214V99H215V101L217 100L218 101V98H219V101H220V98H225V96H227V93H226V86L228 85V84H230V83H234L233 85L235 86L236 85V82H237V79L235 78L236 76H238V74L239 73H241L242 72V70H243V68H244V70H248V69H250V68H253L254 67V65H256L257 64V60H261V59H256V58H258V56L256 55V54H254V53H259V51H258V47L255 49V46H253V43L254 42H256V41H258V39L257 38H260V37H257L256 35H255V38H252V36L250 35V37H248L249 39L248 40H251V41H253V42H249L248 43V45L247 46H245L244 48H241V52L238 54V57H241V58H239L238 60H235L236 62L234 63L233 62V64H231L232 66H231V71H230V69H228V67H226V65L228 64L227 62H228V59H229V55H228V52H226V51H228V50H225L226 48H228V46H226V43H227V40H225V35H228L229 34V30H228V27L227 28H220V26H215ZM14 30V29H13ZM30 30V29H29ZM49 30V29H48ZM51 30V29H50ZM76 32H77V30L76 29H74ZM82 29L80 28L79 29V31H81ZM109 30H111L110 32H109ZM154 30L156 31V30H158L157 31V34H156V38H155V36L154 35H151V36H153L154 38H150L149 40L147 39L146 40V38H148L147 37V34H146V38H144L143 39V37H141L143 34H145V33H147V32H149V31H151V32H154ZM211 30H213L212 29V27H211ZM233 30V32H231L232 34H234L236 37H239L238 35H243L242 33H240L241 31H240V29L238 28V29H232ZM261 30V29H260ZM263 30V29H262ZM1 31V30H0ZM11 31V30H10ZM46 31L47 30H45L44 29V32L45 33H39V40H37V44H36V47H37V55H41V57L43 58L44 57V60H46L45 58L47 57V53L46 52H51V51H49V50H45V49H40V47H41V44L43 43V39L45 38V37H47V40H46V42H45V45L44 46H48V47H50V48H52V46H51V43H53L54 42V40L53 39H56L57 40V38H59V35H61V34H59V35H56V36H52L51 34H49V32L48 33H46ZM53 31H55V30H53ZM52 31V32H53ZM84 31H87L88 32V30H85L84 29ZM83 31V32H84ZM3 32H6L5 30L3 31ZM11 32H13V31H11ZM15 32H16V29H15ZM15 32H13V33H15ZM27 32H28V30H27ZM30 32H32V31H30ZM34 32V31H33ZM32 32V33H33ZM51 32V33H52ZM56 32V31H55ZM55 32H53V34L55 33ZM74 33V35L75 34H77V33ZM115 32V31H114ZM116 32H118V31H116ZM115 32V33H116ZM260 32V31H259ZM258 32V33H259ZM264 32V31H263ZM6 33H9L8 31L6 32ZM20 33V32H19ZM21 33H22V31H21ZM20 33V34H21ZM24 33H26V32H24ZM79 33V32H78ZM131 33H133L132 34V37H130V35H128V34H131ZM230 33V34H231ZM23 34V33H22ZM37 34V33H36ZM71 34V33H70ZM80 34V33H79ZM85 34V33H84ZM89 34L92 36V37H89ZM152 34V33H151ZM160 34V35H159ZM231 34V35H232ZM264 33H262L261 35H263ZM1 35V34H0ZM3 35V34H2ZM15 35V34H14ZM69 34H65V36L64 37H67ZM72 35H73V33H72ZM81 35H83V34H81ZM116 35H118V33L116 34ZM197 35V36H196ZM212 35V34H211ZM210 35V36H211ZM8 36V35H7ZM16 36H17V34H16ZM15 36V37H16ZM25 36V35H24ZM31 36V35H30ZM35 36H37V35H35ZM101 36H103V37H101ZM120 36V35H119ZM254 36V35H253ZM259 36V35H258ZM5 37V36H4ZM3 37V39H5ZM20 37H21V35H20ZM27 37V36H26ZM25 37V38H26ZM54 37V38H53ZM62 37V36H61ZM69 37V36H68ZM75 37V36H74ZM78 37H80V35L79 36H77V38ZM100 37H101V40H103V39H105V38H108V37H111V41L110 40H107V41H110V43L109 44H106L104 41L102 42L101 40H100ZM121 37H122V35H121ZM232 37V36H231ZM1 38V37H0ZM10 38V37H9ZM22 38V37H21ZM20 38V39H21ZM32 38V37H31ZM30 38V39H31ZM81 38V37H80ZM79 38V39H80ZM123 38H124V36H123ZM18 39V38H17ZM16 39V40H17ZM27 39V38H26ZM25 39V40H26ZM35 39H37V38H35ZM68 39V38H67ZM72 39V38H71ZM155 39H156V41H155ZM215 39V40H214ZM236 39V38H235ZM238 39V38H237ZM244 39L246 40L247 38L246 37H244ZM0 40H2V39H0ZM16 40L14 41V43H16ZM24 40V39H23ZM73 40H74V38H73ZM78 39H76L75 38V42L77 43H79L80 44V42L79 41H77ZM160 40H162V43L161 44H159L158 42L160 41ZM197 40H199L197 43H196V41ZM21 41V40H20ZM28 41V40H27ZM31 41V40H30ZM34 41V40H33ZM36 41V40H35ZM67 41H69V39L67 40ZM81 41H82V39H81ZM84 41V40H83ZM100 41H101V43H100ZM191 41V42H190ZM193 41V42H192ZM229 41V40H228ZM262 41V40H261ZM10 42H12L13 43V41H10ZM22 42H24V41H22ZM26 42V41H25ZM29 42V41H28ZM73 42V41H72ZM75 42H73V44H71V45H74V43ZM176 42V41H175ZM232 42V41H231ZM236 42V44L238 45V44H240L241 43V40H238V41H235ZM238 42V43H237ZM27 43V42H26ZM26 43H24V44H26ZM67 43V42H66ZM65 43V44H66ZM76 43H75V45H76ZM246 43V42H245ZM8 44V43H7ZM18 44V43H17ZM30 44V43H29ZM33 44V43H32ZM79 44H78V46H79ZM168 44V45H167ZM177 44V43H176ZM247 44V43H246ZM13 45V44H12ZM19 45V44H18ZM17 45V46H18ZM64 45V44H63ZM81 45V44H80ZM82 45H81V48H83L82 47ZM178 45V44H177ZM189 45V46H188ZM198 45V46H199ZM206 45V44H205ZM232 45V44H231ZM257 45V44H256ZM10 46V45H9ZM14 46H16V45H14ZM22 46H24V45H22ZM21 46V47H22ZM28 46V45H27ZM77 46V45H76ZM116 46H118V45H116ZM162 46V49H160V47ZM207 46V45H206ZM13 47V46H12ZM21 47H18V48H21ZM30 47V46H29ZM33 47V49H34V46H32ZM63 47V46H62ZM61 47V48H62ZM73 47V46H72ZM101 47V46H100ZM99 47V48H100ZM101 47V48H102ZM105 47V48H106ZM120 47V46H119ZM16 48V47H15ZM23 48V47H22ZM71 47L67 44V45H64V49L65 50H68V49H70ZM77 49H78V47H76ZM75 48V49H76ZM81 48H79V49H81ZM85 48H87V47H84V50H85ZM98 48V47H97ZM120 48V49H121ZM177 48V47H176ZM192 48H194V47H192ZM196 48V47H195ZM195 48H194V50H195ZM201 48V47H200ZM239 48V47H238ZM8 49V48H7ZM7 49H6V51H7ZM27 49V48H26ZM63 49V48H62ZM73 49H74V47H73ZM78 49V50H79ZM96 49V48H95ZM115 49H117V48H115ZM120 49L118 50V51H120ZM260 49V48H259ZM16 50H18V49H16ZM29 50H31V49H29ZM29 50H27V51H29ZM35 50V49H34ZM87 50V49H86ZM93 50V49H92ZM101 50H105V49H101ZM101 50H99L100 52H101ZM107 50V49H106ZM182 50V49H181ZM225 50V51H224ZM239 50V49H238ZM255 50V52H250V51H254ZM62 51V50H61ZM74 51V50H73ZM97 51H98V49H97ZM115 51H117V50H115ZM117 51V52H118ZM165 51H168L167 53H165ZM202 51V50H201ZM218 51V50H217ZM32 52V51H31ZM55 52V51H54ZM77 52V51H76ZM80 52H82V51H80ZM79 52V53H80ZM104 52H106V51H104ZM117 52H114L115 54H117ZM162 52H164V53H162ZM30 53V52H29ZM33 53V52H32ZM56 53V52H55ZM63 53H65V52H62V54L60 53V55H62L63 56ZM68 53V52H67ZM78 53V52H77ZM76 53V54H77ZM85 53V52H84ZM87 53V52H86ZM103 53V52H102ZM153 53V54H154ZM162 53V54H161ZM183 53V52H182ZM181 53V54H182ZM54 53H52V55H53ZM59 54V53H58ZM83 54V53H82ZM81 54V55H82ZM88 54V53H87ZM86 54V55H87ZM89 54H90V50H89ZM88 54V55H89ZM98 54V53H97ZM103 54H105V53H103ZM181 54H180V56H181ZM185 53H183V55H184ZM201 54V53H200ZM203 54L205 55V56H208V54H207V52L206 51H204L203 52ZM261 56H263L261 53H259ZM51 55V56H52ZM56 55V54H55ZM70 55V54H69ZM75 55V54H74ZM73 55V56H74ZM93 55H94V53H93ZM118 55V54H117ZM146 55H147V53H146ZM181 56V57H184V56ZM211 55V54H210ZM252 55V56H251ZM54 56V55H53ZM61 56V57H62ZM64 56H65V54H64ZM76 56V55H75ZM116 55H114V57H113V59L114 58H116L115 57ZM154 56V55H153ZM154 56V57H155ZM201 56V55H200ZM199 56V57H200ZM55 57V56H54ZM68 57V56H67ZM71 57V55L69 56V58ZM79 58H80V56H78ZM85 57V56H84ZM90 57H92V56H90ZM97 57V56H96ZM145 57V56H144ZM159 57V56H158ZM181 57H180V60H181ZM202 57V56H201ZM32 58H35V57H32ZM41 58V59H42ZM56 58V57H55ZM76 58V57H75ZM78 58V59H79ZM82 58V60H83V57H81ZM80 58V59H81ZM99 58V57H98ZM97 58V59H98ZM104 58H106V57H104ZM140 58V57H139ZM169 58V57H168ZM196 58V59H195ZM218 58V59H217ZM58 59H60V57H58ZM62 59H63V57H62ZM66 59H68V58H66ZM74 59V57H72V60ZM91 59V58H90ZM92 59H93V57H92ZM94 59H95V56H94ZM110 59V58H109ZM113 59H112V62H113ZM125 59H126V57H125ZM190 58H182V60H183V63H182V65H184V68L186 67V65H188V60H189ZM40 60V59H39ZM43 60V59H42ZM69 60H71V58L69 59ZM89 60V59H88ZM122 60V59H121ZM129 60V59H128ZM143 61H147V62H150V61H148L147 59L146 60H144V59H142ZM141 59L139 60L140 62L139 63H141V61H142ZM160 60H161V58H160ZM160 60H159V64L158 65H161V63H160ZM169 60H170V58H169ZM178 60V59H177ZM218 60V61H217ZM263 60H264V58H263ZM36 61H37V59H36ZM74 61H75V59H74ZM73 61V62H74ZM84 62L83 63H85V59L83 60ZM138 61V60H137ZM163 61V60H162ZM161 61V62H162ZM190 61V62H191ZM81 61L79 60V63H80ZM99 62V61H98ZM111 62V63H112ZM114 62H116V60H114ZM113 62V63H114ZM164 62V61H163ZM167 62V61H166ZM171 62V61H170ZM169 62V63H170ZM176 62V61H175ZM179 62V61H178ZM203 62H204V60H203ZM239 62V64H237ZM240 62L241 63H243V64H245V65H241L240 64ZM77 63V61H75L74 63H73V65L72 66H74L75 64ZM79 63H78V66H79ZM86 63H89V62H87V59H86ZM96 63V62H95ZM105 63V62H104ZM110 63V62H109ZM121 63V62H120ZM145 63V62H144ZM173 63V62H172ZM177 63V62H176ZM175 63V64H176ZM50 64H51V62H50ZM56 64V63H55ZM54 64V65H55ZM70 64V63H69ZM93 64V63H92ZM157 64V63H156ZM166 64H168V63H166ZM208 64V63H207ZM57 65V64H56ZM67 65H68V63H67ZM83 65V64H82ZM85 65V64H84ZM145 65V64H144ZM170 65H171V63H170ZM221 65H223V66H221ZM259 65V64H258ZM109 66V65H108ZM124 66V65H123ZM141 66V65H140ZM242 66V67H241ZM49 67H51L50 65H49ZM58 67V66H57ZM56 67V68H57ZM71 67V66H70ZM133 67V66H132ZM150 67V66H149ZM164 67V66H163ZM174 67V66H173ZM179 67V66H178ZM205 67V66H204ZM48 68V67H47ZM53 68V67H52ZM54 68H55V66H54ZM78 67H76V69H77ZM91 68V67H90ZM101 68V67H100ZM100 68H99V75H101V74H103L104 75V71L103 70H100ZM161 68V67H160ZM165 68V67H164ZM163 68V69H164ZM184 68L183 69H181V72H182V70H184ZM37 69H38V67H37ZM49 69H51V68H49ZM79 69V68H78ZM89 69V68H88ZM91 69H93V67L91 68ZM162 69V70H163ZM55 70V69H54ZM57 70V69H56ZM71 70H73V68L71 69ZM98 70V69H97ZM161 70V69H160ZM161 70V71H162ZM170 70H172L171 68H170ZM174 70V69H173ZM253 70V69H252ZM256 70V69H255ZM78 71V70H77ZM80 71V70H79ZM116 71H118V70H116ZM161 71H159V72H161ZM46 72V71H45ZM163 72V71H162ZM47 73V72H46ZM126 73V72H125ZM243 73H245L244 71H243ZM246 74V73H245ZM256 74V73H255ZM240 76V75H239ZM249 77V76H248ZM260 77V79H261V77H262V74H258L257 75V78H259ZM90 77H88L87 79H89ZM234 78L236 79V80H234ZM250 78V77H249ZM263 78H264V75H263ZM242 79V78H241ZM259 79V80H260ZM84 80V79H83ZM154 80H157V83H158V86L156 87V90H155V92L153 93L152 92V89H154V88H152V87H155L153 84H152V82L154 81ZM244 80V79H243ZM89 81V80H88ZM239 82H240V80H238ZM85 82V81H84ZM87 82V81H86ZM155 82V81H154ZM238 82V83H239ZM258 83V81H249V82H246V83H244V84H242V85H244V86H246V89H245V91L247 92V98H248V102H249V104H261V98L264 96V86L263 85H260L259 83V85L257 84ZM91 83V82H90ZM237 83V84H238ZM241 83V82H240ZM240 83H239V85H240ZM262 83V82H261ZM78 84V83H77ZM80 84V83H79ZM155 84V83H154ZM184 84L186 85L187 84V87L188 86H190L191 87V89L190 90H192V92L191 93H193V92H197L198 94H196V93H194V94H191V95H189V93H188V95L187 96H185V95H183L182 94V92L185 90V88L186 87H184ZM258 86H257V85ZM264 84V83H263ZM160 85H163V89H160ZM239 85H236V86H239ZM234 86H232V87H234ZM88 87V86H87ZM87 87H86V89H87ZM228 87H230V86H228ZM241 88V87H240ZM204 90L203 91V93H199V92H202L201 90ZM243 89V87L240 89V91ZM85 90V89H84ZM83 90V91H84ZM88 90V89H87ZM89 90H90V88H89ZM228 90V89H227ZM236 90H238V89H236ZM244 90V89H243ZM86 91V90H85ZM231 91L232 92H234L232 89H231ZM230 91V92H231ZM88 92V91H87ZM160 93V94H157V93ZM227 92H229V91H227ZM237 91H235L234 93H236ZM245 92V93H246ZM72 93V92H71ZM70 93V94H71ZM83 93V92H82ZM108 93H113V94H116V96H118L120 93H122L121 95L123 96V94L125 95V100H126V106L124 105V101H121V102H124V103H122L123 104V106H125V107H121L120 106V104H118V102H119V100H118V102L116 103V101H114L115 100V98H117V97H113L112 98V100H110V97H109V95L110 94H108ZM233 93V94H234ZM73 94V93H72ZM72 94H71V96H72ZM75 94H77V93H75ZM81 94V93H80ZM88 94H90V92L88 93ZM237 94V93H236ZM87 94L85 93V95H83V96H86ZM106 95H108V96H106ZM240 95H241V93H240ZM246 95V94H245ZM74 96V95H73ZM77 96H79V95H77ZM89 96V95H88ZM91 96V95H90ZM113 96H115V95H113ZM185 96V97H184ZM239 96V95H238ZM80 97V96H79ZM87 97V96H86ZM92 97V96H91ZM94 97V96H93ZM111 97H112V95H111ZM243 97V96H242ZM246 97V96H245ZM259 97V98H258ZM261 97V98H260ZM74 99H75V97H73ZM87 98H90V97H87ZM123 98V97H122ZM121 98V99H122ZM230 98V97H229ZM233 98V97H232ZM239 98H241V97H239ZM238 98V99H239ZM55 99V98H54ZM59 99V98H58ZM72 99V98H71ZM70 99V100H71ZM78 99V98H77ZM80 99V98H79ZM81 99H82V97H81ZM80 99V100H81ZM84 99V98H83ZM94 99V98H93ZM160 99H162V101H160ZM60 100V99H59ZM70 100H68V101H66L67 103L68 102H71V101H73V99L70 101ZM88 100V99H87ZM124 100V99H123ZM224 100V99H223ZM230 100V99H229ZM232 100V99H231ZM244 100H245V98H244ZM54 101V100H53ZM75 101H77V100H75ZM84 101H86L85 99H84ZM91 100H89V103H91L90 102ZM169 101H171V102H169ZM216 101V102H217ZM227 101H228V99H227ZM246 101H247V99H246ZM246 101H244V102H246ZM264 101V100H263ZM80 102V101H79ZM233 102H234V100H233ZM233 102H232V105H233ZM243 102V101H242ZM243 102V103H244ZM73 103V102H72ZM76 103V102H75ZM93 103L91 104V105H93ZM196 103H198V104H196ZM219 103V102H218ZM217 103V104H218ZM231 103V102H230ZM229 103V104H230ZM235 103V102H234ZM237 103H239L238 101L236 102V104ZM243 103H242V105L241 104H239V108H240V106H243ZM81 104V103H80ZM88 104V103H87ZM121 104V105H122ZM195 104H196V106H195ZM235 104V105H236ZM93 105V106H94ZM103 105V104H102ZM194 105V106H193ZM206 105V106H205ZM219 105V104H218ZM222 105H223V103H222ZM226 105V104H225ZM264 105V104H263ZM97 106V105H96ZM221 106V105H220ZM219 106V107H220ZM229 106V105H228ZM228 106H227V108H228ZM231 106V105H230ZM18 107V106H17ZM67 107V106H66ZM68 107H71V104L69 103L68 104ZM110 107V106H109ZM234 107V106H233ZM247 107V106H246ZM245 106H244V108H246ZM250 107V106H249ZM249 107H248V110H249ZM257 107H258V105H257ZM15 108V107H14ZM22 108V107H21ZM60 107H58V109H59ZM63 108V107H62ZM235 108H236V106H235ZM234 108V109H235ZM252 108V107H251ZM255 108V107H254ZM260 108V107H259ZM18 108H16V110H17ZM23 109H24V107H23ZM67 109V108H66ZM124 109H126V111L127 112H124L123 110ZM233 109V108H232ZM233 109V110H234ZM238 109V108H237ZM241 109H243V108H241ZM15 110V109H14ZM14 110H12V111H14ZM63 110V109H62ZM102 110V109H101ZM100 110V111H101ZM131 110V111H130ZM219 110V109H218ZM248 110H247V112H248ZM252 110V109H251ZM258 110V109H257ZM20 111H22L21 109H20ZM71 111V110H70ZM76 111V110H75ZM89 111V110H88ZM87 110H85V112H88ZM103 111V110H102ZM101 111V112H102ZM217 111V110H216ZM220 111V110H219ZM227 111V110H226ZM244 111H246V110H244ZM15 112V111H14ZM55 112V111H54ZM56 112H59L57 109H56ZM77 112V111H76ZM106 112V111H105ZM104 112V113H105ZM110 112V111H109ZM153 112V111H152ZM178 112H177V114H178ZM215 112V111H214ZM213 112V113H214ZM231 112V111H230ZM262 112H264V111H262ZM16 113V112H15ZM28 113V112H27ZM72 113V112H71ZM78 113H80V111L79 112H77V114ZM83 113V112H82ZM148 113H150V112H148ZM179 113V115H182V114H180ZM186 113V112H185ZM189 113H186L187 114V116L189 115ZM223 113V112H222ZM229 113V112H228ZM233 113H234V111H233ZM236 113V112H235ZM19 114V113H18ZM21 114V113H20ZM52 114V113H51ZM55 114V113H54ZM60 114V113H59ZM75 114V113H74ZM77 114H75V115H77ZM85 114V113H84ZM90 114H91V112H90ZM95 114V113H94ZM176 114V116H178ZM224 114H226V113H224ZM231 114V113H230ZM251 114V112L249 111V115ZM253 114V113H252ZM260 114V113H259ZM258 113H257V115H259ZM79 115H81V114H79ZM96 115H98V114H96ZM111 115V114H110ZM133 115V114H132ZM146 115V114H145ZM144 115V116H145ZM155 115V114H154ZM153 115V119H154V117H156V116H154ZM218 115V114H217ZM222 115V114H221ZM221 115H219L220 116V118H221ZM227 115H229V114H227ZM231 115H234V114H231ZM241 115H243V113L241 114ZM248 115V116H249ZM254 115H255V113H254ZM256 115V116H257ZM13 116H14V114H13ZM18 116V115H17ZM17 116H14V117H12L13 119H15ZM25 116H26V114H25ZM89 116V115H88ZM102 116V115H101ZM100 116V117H101ZM131 116V115H130ZM138 116V114H136V115H134V117L133 118H136ZM147 117H148V115H146ZM174 116H175V114H174ZM202 116V115H201ZM222 116H225V115H222ZM256 116H254V118L256 117ZM20 117H21V115H20ZM24 117V116H23ZM55 117V116H54ZM73 117H74V115H73ZM84 117H85V115H84ZM91 117V116H90ZM105 116H103L102 118H104ZM108 117H109V115H108ZM120 117V118H121ZM152 117V116H151ZM196 117V116H195ZM194 117V118H195ZM197 117H199V116H197ZM239 117H241V116H239ZM259 117H260V115H259ZM262 117V116H261ZM22 118V117H21ZM20 118V119H21ZM87 118V117H86ZM114 118V117H113ZM118 118V117H117ZM119 118V119H120ZM180 118V117H179ZM191 118V117H190ZM200 118V117H199ZM223 118V117H222ZM221 118V119H222ZM228 118H229V116H228ZM233 119H235V117L233 116L232 117ZM242 118V117H241ZM240 118V119H241ZM251 118V117H250ZM253 118V119H254ZM256 118H258V116L256 117ZM64 119H66V120H69V119H67V118H64ZM90 119V118H89ZM93 119V118H92ZM95 119H98V117L96 118V116H95ZM109 119V118H108ZM143 119H145L143 116H138L137 117V122H136V120L134 121V122H136V124L137 123H139L140 122V120H142L141 122H143V121H145V120H143ZM149 119H151L150 117H149ZM152 119V120H153ZM224 119H225V117H224ZM245 119V118H244ZM261 119V118H260ZM262 119H264V118H262ZM51 120V119H50ZM62 120V119H61ZM63 121L59 126L57 125V127H60L59 128V130L57 131V130H55V128L53 129V130H47L46 132H44V133H42L44 136L43 137H37L39 140L37 141L38 142V144H44L45 142L47 143H49V144H51V145H53V146H55V145H58V142L60 141V138L62 137V133L64 134V132L67 134L66 136H68V138H69V135L71 134L70 133V131L72 130V128H71V130H67L66 128H65V126H66V123H67V121ZM71 120H73V118H71ZM74 120H75V118H74ZM74 120H73V122H74ZM78 120V119H77ZM98 120H100V119H98ZM127 120V121H128ZM148 120V119H147ZM152 120H150V122L152 121ZM156 120V119H155ZM173 120H175V119H173V118H171L167 123H170L171 121H173ZM178 120V119H177ZM198 120V119H197ZM218 120V119H217ZM216 120V121H217ZM227 120V119H226ZM236 120V119H235ZM251 120V119H250ZM257 120H259V119H257ZM23 121V120H22ZM25 121V120H24ZM76 121V120H75ZM81 122L80 123H82V120H80ZM84 121V120H83ZM86 121V120H85ZM101 121V120H100ZM103 121V120H102ZM122 121V120H121ZM126 121V120H125ZM176 121V120H175ZM193 121H194V119H193ZM224 121V120H223ZM237 121V120H236ZM243 121V120H242ZM241 121V122H242ZM247 121V120H246ZM254 121H255V119H254ZM263 121V120H262ZM20 122V121H19ZM55 122L56 121H53L51 124H55ZM73 122L71 121V123L73 124ZM76 122H78V121H76ZM93 122V121H92ZM95 122V121H94ZM99 122V121H98ZM149 122V123H150ZM158 122V123H159ZM192 122V121H191ZM196 122V121H195ZM198 122V123H199ZM218 122V121H217ZM217 122L215 123V124H217ZM222 121H219L218 123H221ZM230 122V121H229ZM235 122V121H234ZM244 122H245V120H244ZM244 122H242V123H244ZM87 123V122H86ZM86 123L84 124V123H82V124H84V125H86ZM108 123V122H107ZM118 123V122H117ZM157 123V122H156ZM175 124H173V127H175L176 126V122H174ZM223 123V122H222ZM238 123V122H237ZM246 123V122H245ZM258 123H260V122H258ZM69 124V123H68ZM75 124V123H74ZM110 124H112V122L110 123ZM120 124V123H119ZM118 124V125H119ZM126 124V123H125ZM132 124V123H131ZM161 124V123H160ZM196 124V123H195ZM208 124V123H207ZM211 123H209V125H210ZM215 124H211L212 126H214ZM236 124V123H235ZM255 124H257V123H255ZM83 125V126H84ZM89 125V124H88ZM93 125V124H92ZM94 125H95V123H94ZM121 125V124H120ZM127 125H128V123H127ZM154 125V124H153ZM178 125V124H177ZM187 125V124H186ZM227 125V124H226ZM230 124H228V126H229ZM239 125V124H238ZM238 125H235V126H238ZM249 125H251V124H249ZM248 125V126H249ZM38 126V125H37ZM69 126H72L71 124L69 125ZM76 126V125H75ZM78 126H79V124H78ZM83 126H79L78 128H76L75 130L77 131L76 133H74V131L72 130V133L74 134V140L73 141H77V140H79V142L80 141H82V144H81V148H88V146H90L91 145V143H89L88 142V140L90 141L91 139H93V138H91L90 136H91V133H92V131H91V129H90V127H88V128H86V129H84L83 128ZM115 126H116V123H115ZM124 126V125H123ZM152 126V125H151ZM159 126H161V125H159ZM220 126V125H219ZM228 126H225V127H223V128H220V130H218V131H223L221 134H220V136H223L224 134H228V136L227 137H232V138H234V139H232L233 140V143L231 142V144L232 145H229V146H227V150H226V152L228 153V156L227 157H225V155L223 156V158L225 157V159H224V161L223 162H225V163H229V164H231L230 162H232V161H230V159H232V157L233 156H235V157H237L236 155H238V154H241L242 152H240V149L244 146V143H246L245 141H243L242 139H240L239 138V135L238 136H236V133L235 132H237V131H235L234 132V129L233 130H231V129H229L228 128ZM234 126V127H235ZM257 126V125H256ZM74 127V126H73ZM95 127V126H94ZM93 126L91 127L92 129L94 128ZM103 127V126H102ZM144 127V126H143ZM154 127V126H153ZM177 127V126H176ZM188 127V125L185 127V128H187ZM211 127V126H210ZM217 127H218V125H217ZM259 127V126H258ZM257 127V128H258ZM107 128V127H106ZM128 128V127H127ZM149 128H152V127H150L149 126ZM190 128V129H191ZM219 128V127H218ZM228 128V129H227ZM236 128H238V127H236ZM241 129H242V126L240 127ZM249 128H250V126H249ZM248 128V129H249ZM260 128V127H259ZM58 129V128H57ZM66 129V130H65ZM69 129V128H68ZM99 129V128H98ZM100 129H104V127L103 128H100ZM124 129H126L125 127H124ZM156 129V128H155ZM162 131L164 132L163 133V135L164 136H167L168 137V131H169V129H168V127L166 126V127H162ZM240 129V130H241ZM132 130V129H131ZM258 130H260V129H258ZM258 130L255 132V133H257L258 132ZM262 130V129H261ZM50 131H52V132H50ZM129 131V130H128ZM136 131V130H135ZM140 131V130H139ZM155 131V130H154ZM215 131H217V130H212V133L213 132H215ZM231 131H233V132H231ZM263 131V130H262ZM99 132V131H98ZM103 133V135H104V132H103V130H100V132L99 133ZM106 132V131H105ZM126 132V131H125ZM141 132H143V130H141ZM146 132V131H145ZM144 132V133H145ZM152 132V131H151ZM239 132H241V131H239ZM99 133L97 134L96 132H95V134H97V136L95 137V139H93L94 141H93V143H92V145L93 144H95V143H97V141L99 140V138H100V136H99ZM101 133V134H102ZM107 133V132H106ZM109 133V132H108ZM135 133V132H134ZM140 133V132H139ZM155 133V132H154ZM161 133V132H160ZM250 133V132H249ZM110 134V133H109ZM156 134H158V133H156ZM218 134V133H217ZM252 134V133H251ZM111 135V134H110ZM110 135H109V137H110ZM219 135V134H218ZM241 135V134H240ZM255 135V134H254ZM257 135V134H256ZM260 135H262V134H260ZM260 135H257L258 137L260 136ZM93 136H94V134H93ZM112 136H113V134H112ZM115 136V135H114ZM113 136V137H114ZM127 136V135H126ZM135 136V135H134ZM244 136V135H243ZM256 136V137H257ZM34 137V136H33ZM118 137V136H117ZM117 137H115L114 139L116 140V138ZM120 137V136H119ZM130 137H132V136H130ZM142 138L143 137H146V133H145V136L144 135H142L141 136ZM147 137L149 138V136H148V134H147ZM227 137H224V138H222V141L223 140H226V138ZM31 138H32V136H31ZM67 138V139H68ZM91 138V139H90ZM102 138V137H101ZM107 138V137H106ZM141 138V140H143ZM147 138V139H148ZM153 138V137H152ZM155 138V137H154ZM165 138V137H164ZM209 138V137H208ZM214 138V137H213ZM246 138V137H245ZM244 138V139H245ZM254 138V137H253ZM252 138V139H253ZM260 138V137H259ZM103 139H104V137H103ZM118 139V138H117ZM140 139V138H139ZM147 139H144V140H147ZM169 139V138H168ZM216 139V138H215ZM221 139V137H219L218 139H217V142H216V145H219V148H221L220 147V142H218L219 140ZM230 139V138H229ZM69 140V139H68ZM72 140V139H71ZM100 140H102V139H100ZM106 140L107 139H105V141H104V143H106V145L109 143V141L110 140H112V139H108L109 141H108V143L106 142ZM119 140V139H118ZM118 140H117V142H118ZM199 140V141H198ZM208 140V139H207ZM247 140V139H246ZM254 140H256L255 138H254ZM254 140H252L251 142H253ZM260 140V139H259ZM113 141V140H112ZM132 141V140H131ZM130 141V142H131ZM140 141V140H139ZM152 141L154 142L155 141V139H152ZM209 141V140H208ZM238 141H239V143H238ZM116 142V143H117ZM120 142L121 143H123L124 141H121V139H120ZM137 142V141H136ZM257 142V141H256ZM261 142V141H260ZM34 143V142H33ZM36 143V142H35ZM62 143V142H61ZM66 143V142H65ZM65 143H64V145H65ZM74 143V142H73ZM102 143V142H101ZM115 143V144H116ZM132 143V142H131ZM138 143V142H137ZM224 143V142H223ZM32 144V143H31ZM37 143H36V145H38ZM67 145L69 144V143H66ZM125 144V143H124ZM123 144V145H124ZM135 144V143H134ZM141 144V143H140ZM208 144V143H207ZM212 144V143H211ZM248 144V143H247ZM255 144V143H254ZM257 144V143H256ZM262 144H263V142H262ZM35 144H33L32 146H34ZM67 145H65V147H64V149L65 148H68V147H66ZM96 145V144H95ZM105 145V144H104ZM105 145V146H106ZM110 145V144H109ZM149 145V144H148ZM222 145V144H221ZM249 145H250V143H249ZM257 145H259V144H257ZM47 146V145H46ZM45 146V147H46ZM48 146H50V145H48ZM71 146H74V145H72L71 144ZM99 146V145H98ZM110 146H112V145H110ZM139 146H141V148L142 147H144L145 146V144H144V146L141 144V145H139ZM252 146V145H251ZM256 146V145H255ZM263 146V145H262ZM51 147V146H50ZM49 147V148H50ZM60 147V146H59ZM92 147H94V146H92ZM114 147V146H113ZM125 147V146H124ZM124 147H122L121 146V148H120V146H119V148L118 147H114L113 148V150H114V153L112 152V153H110V154H112V156H114V157H119L121 154H122V152H123V150H124ZM128 147V146H127ZM183 147H181V149H183ZM186 147H185V149H186ZM223 147V146H222ZM260 147V146H259ZM36 148V147H35ZM40 148V147H39ZM56 148V147H55ZM71 148V147H70ZM75 148V147H74ZM96 148V147H95ZM101 148H103V147H101ZM110 148V147H109ZM164 148V149H163ZM211 148L213 149L214 148V146L212 147L211 146ZM211 148H209V150L211 149ZM253 148V147H252ZM252 148H250V149H252ZM260 148H262V147H260ZM46 149V148H45ZM63 149V148H62ZM62 149H60V150H62ZM77 149V148H76ZM75 149V150H76ZM79 149V148H78ZM88 149H90V148H88ZM108 149V148H107ZM184 149V150H185ZM208 149V148H207ZM215 149V148H214ZM213 149V150H214ZM222 149V148H221ZM249 149V150H250ZM255 149V148H254ZM257 149V148H256ZM5 150V149H4ZM46 150H48L49 151V149H48V147H47V149ZM51 150V149H50ZM54 150V149H53ZM67 150V149H66ZM69 150V149H68ZM81 150V149H80ZM95 150V149H94ZM97 150H98V147H97ZM110 150V149H109ZM224 150V149H223ZM242 150V149H241ZM259 150V149H258ZM263 150H264V148H263ZM3 151V150H2ZM6 151V150H5ZM45 151V150H44ZM70 151V153H71V150H69ZM68 151V152H69ZM82 151V150H81ZM244 151V150H243ZM260 151V150H259ZM45 152H47V151H45ZM56 152H59V153H61V151H59V150H57ZM83 152V151H82ZM86 152H87V150H86ZM99 152H102V151H99ZM98 152V153H99ZM103 152H105V151H103ZM102 152V153H103ZM107 152V151H106ZM184 152H186V150L184 151ZM188 152V151H187ZM210 152V154H211V150L209 151ZM216 152V151H215ZM225 152V153H226ZM246 153L247 152H250V151H248V149H247V151H245ZM254 152H256V151H254ZM253 152V153H254ZM64 153V152H63ZM62 153V154H63ZM65 153H67V152H65ZM64 153V154H65ZM75 153V151H73L72 152V154H74ZM96 153V152H95ZM97 153V154H98ZM109 153V152H108ZM108 153H105L106 155L108 154ZM165 153H167V152H165ZM182 153V152H181ZM218 153V152H217ZM250 153H252V152H250ZM249 153V154H250ZM55 154V153H54ZM57 154V153H56ZM82 154V153H81ZM110 154H109V156H110ZM124 154V153H123ZM168 154V153H167ZM177 154V153H176ZM180 154V153H179ZM187 154V153H186ZM248 154V153H247ZM248 154V155H249ZM255 154V153H254ZM254 154H253V156H254ZM256 154H258V153H256ZM255 154V155H256ZM263 154V153H262ZM52 155V154H51ZM70 156V154H67V156ZM96 155V154H95ZM94 155V156H95ZM134 155V154H133ZM159 156H160V154H158ZM182 155H184V156H186L185 154H182ZM189 155V154H188ZM192 155H194V154H192ZM241 155H243V154H241ZM240 155V156H241ZM247 155V156H248ZM251 155V154H250ZM56 156H61L60 154L59 155H56ZM73 156V155H72ZM137 156L138 155H134V156H132L131 155V157L129 156V159H127L126 160V162L128 163L129 161L130 162H132V161H134V158L136 157L137 158ZM169 156H170V154H169ZM172 156H174V155H172ZM195 156V155H194ZM193 156V157H194ZM198 156V155H197ZM196 156V157H197ZM202 156V155H201ZM219 156V155H218ZM222 156V155H221ZM244 156H246V155H244ZM244 156H243V158H244ZM252 156V155H251ZM257 156V155H256ZM81 157V156H80ZM84 157V156H83ZM96 157V156H95ZM171 157V156H170ZM183 157V156H182ZM195 157V159L196 160H198L199 158H201V157H199V158H196ZM203 157V156H202ZM64 158V157H63ZM71 158V157H70ZM88 158V157H87ZM87 158H85V159H87ZM103 158V157H102ZM122 158V157H121ZM135 158V159H136ZM157 158V157H156ZM156 158H155V160H156ZM172 158V157H171ZM184 158V157H183ZM206 158V157H205ZM246 158H249V157H246ZM251 158H254V157H251ZM258 158V157H257ZM260 158V157H259ZM264 158V157H263ZM85 159L84 158H80L79 160V162H87V161H85ZM89 159V158H88ZM105 159V158H104ZM113 159V158H112ZM137 159H139V158H137ZM143 159V158H142ZM142 159H140V160H142ZM159 159V157L157 158V160ZM174 159V158H173ZM188 159V158H187ZM190 159V158H189ZM203 159L204 158H202V161H203ZM210 159V158H209ZM209 159L207 160V158L205 159V160H207V161H209ZM238 159H241L242 160V156H241V158L239 157V158H237V159H235V161H237ZM256 159V158H255ZM107 160V159H106ZM183 160V159H182ZM194 160V159H193ZM201 160V159H200ZM246 160V159H245ZM248 160V159H247ZM249 160H250V158H249ZM253 160V159H252ZM262 159H260V161H261ZM111 161V160H110ZM139 161V160H138ZM160 161V160H159ZM177 161V160H176ZM185 161V160H184ZM190 161V160H189ZM189 161H187V163L189 162ZM202 161H200V162H202ZM206 161V162H207ZM211 161V160H210ZM254 161V160H253ZM257 161H258V159H257ZM52 162V161H51ZM89 162V161H88ZM113 162V161H112ZM125 162V163H126ZM144 162V161H143ZM162 162V161H161ZM183 162V161H182ZM182 162H180L181 163V165H182ZM186 162V161H185ZM221 160H220V162H219V164H221ZM234 162V161H233ZM238 162V161H237ZM236 162V163H237ZM241 162V161H240ZM74 163V162H73ZM72 163V165H74ZM125 163H123V164H125ZM127 163H126V165H127ZM134 163V162H133ZM138 163V162H137ZM193 163V162H192ZM191 163V164H192ZM197 163H198V161H197ZM211 163H213V162H211ZM242 163H243V161H242ZM241 163V164H242ZM250 163V162H249ZM248 163V164H249ZM61 164V163H60ZM69 163L67 162V165H68ZM80 164V163H79ZM91 164V163H90ZM93 164V163H92ZM92 164L91 165H89V166H92ZM140 164V163H139ZM138 164V165H139ZM156 164V163H155ZM183 164H186V163H184L183 162ZM203 164V163H202ZM206 164V163H205ZM205 164H203L204 165V167H206V165ZM234 164H235V162H234ZM240 164V163H239ZM255 164V163H254ZM257 164V163H256ZM259 164H261V162L259 163ZM57 165V164H56ZM55 165V166H56ZM64 165H65V163H64ZM67 165H66V167H67ZM83 165H84V163H83ZM94 165V164H93ZM118 164H116V167H119V165L117 166ZM133 165V164H132ZM131 165V163H130V165H129V163H128V167H130V166H132ZM134 165H136V162H135V164ZM133 165V166H134ZM143 165V164H142ZM197 165V164H196ZM218 165V164H217ZM224 164H222V167H223V169H224V166H223ZM233 165V164H232ZM40 166V165H39ZM50 166H51V163H50ZM53 166V165H52ZM63 165H61V167H62ZM114 166V165H113ZM121 166H122V164H121ZM137 166V165H136ZM191 166V165H190ZM189 166V167H190ZM211 166V165H210ZM243 166V165H242ZM256 166V165H255ZM260 166V165H259ZM57 167V166H56ZM75 167H76V165H75ZM82 167V166H81ZM93 167H96V166H93ZM138 167V166H137ZM136 167V168H137ZM154 166H152V168H153ZM199 167H200V164H199ZM201 167H203V166H201ZM221 167V168H222ZM250 167V166H249ZM261 167V166H260ZM260 167H258V168H260ZM50 168H52V167H50ZM88 168V167H87ZM89 168H92V167H89ZM133 168V167H132ZM156 167H154L153 169H155ZM180 168V167H179ZM183 167H181V169H182ZM190 168H192V167H190ZM196 168V167H195ZM198 168V167H197ZM209 168V167H208ZM211 168V167H210ZM235 167H232L231 169H234ZM237 168V167H236ZM235 168V169H236ZM240 168V167H239ZM255 168V167H254ZM257 168V167H256ZM27 169H29V168H27ZM31 169H33V168H31ZM30 169V170H31ZM69 169V168H68ZM74 169V168H73ZM79 169H81V168H79ZM82 169H83V167H82ZM81 169V170H82ZM86 169V168H85ZM93 169V168H92ZM143 169V168H142ZM145 169V168H144ZM143 169V170H144ZM147 169V168H146ZM174 169H175V167H174ZM183 169H185V168H183ZM207 169V168H206ZM226 169V168H225ZM224 169V170H225ZM238 169V168H237ZM236 169V170H237ZM241 169H242V167L240 168V169H238L235 173L233 172V174H231L227 179H226V182H228L229 184H231V185H233L232 184V182L233 181H237L238 179H240L242 176L240 175V173L242 172L241 171ZM251 169H252V167H251ZM261 169V168H260ZM30 170H28V171H30ZM51 170V169H50ZM54 170H55V168H54ZM87 170V169H86ZM89 170H91V169H89ZM89 170H88V172H89ZM95 170V169H94ZM138 170H141L140 168L138 169ZM151 171H152V169H150ZM192 170V169H191ZM212 170H214V169H212ZM246 169H244L243 171H245ZM255 170V169H254ZM258 170V169H257ZM256 170V171H257ZM31 171H33V170H31ZM43 172L45 171V170H42ZM41 171V172H42ZM49 171V170H48ZM48 171H45V172H47V173H45V174H48L49 172ZM57 171V170H56ZM77 171V170H76ZM76 171H75V173H76ZM172 171H176V169L175 170H172ZM185 171V170H184ZM194 171H195V169H194ZM201 171V170H200ZM210 171V170H209ZM215 171V170H214ZM217 171V170H216ZM215 171V172H216ZM221 171V170H220ZM226 171V170H225ZM248 171V170H247ZM260 171V170H259ZM9 172V171H8ZM16 172V171H15ZM91 172H92V170H91ZM90 172V173H91ZM148 172V171H147ZM147 172H145V173H147ZM178 172V171H177ZM211 172V171H210ZM213 172V171H212ZM263 172V171H262ZM11 173V172H10ZM9 173V174H10ZM51 173V172H50ZM60 173H62V171L60 172ZM59 173V174H60ZM67 173V172H66ZM68 173H70V172H68ZM85 173V172H84ZM94 173V172H93ZM144 173V172H143ZM171 173V172H170ZM180 173V172H179ZM214 173V172H213ZM253 172L251 171V174H252ZM254 173H255V171H254ZM26 174V173H25ZM28 174V173H27ZM33 174H34V171H33ZM63 174H65L64 172H63ZM78 174V173H77ZM79 174H80V172H79ZM79 174L77 175V176H79ZM86 174V173H85ZM182 174V173H181ZM184 174H185V172H184ZM195 174V173H194ZM259 174V173H258ZM22 175H24V174H22ZM56 175V174H55ZM66 175V174H65ZM69 175V174H68ZM80 175H82V174H80ZM95 175V174H94ZM146 175V174H145ZM147 175L149 176V175H151V173H147ZM166 175V174H165ZM205 175V174H204ZM211 175V174H210ZM216 175V174H215ZM214 175V176H215ZM218 175V174H217ZM29 176V175H28ZM45 176H47V175H45ZM49 176H51V181H52V179H53V175H49ZM53 176V177H52ZM60 176V175H59ZM58 176V178H60ZM84 176V175H83ZM176 176L177 177H179V174H176ZM188 176V175H187ZM203 176V175H202ZM202 176H201V179H202ZM213 176V177H214ZM258 175L256 174V176L255 177H257ZM2 177V176H1ZM0 177V178H1ZM35 177V176H34ZM64 177H66L67 178V176H64ZM89 177V176H88ZM94 177V176H93ZM139 177V176H138ZM150 177H152V176H150ZM149 177V178H150ZM170 177V176H169ZM210 177V176H209ZM212 177V178H213ZM219 177V176H218ZM221 177V176H220ZM22 178V177H21ZM20 178V179H21ZM27 178V177H26ZM25 178V179H26ZM32 177H31V175H30V179H31ZM71 178V177H70ZM82 178V177H81ZM145 178V177H144ZM148 178V177H147ZM199 178H200V176H199ZM198 178V179H199ZM205 178V177H204ZM207 178V177H206ZM205 178V179H206ZM2 179V178H1ZM0 179V180H1ZM56 179V178H55ZM69 179V178H68ZM85 179L87 180V178H86V176H85ZM84 179V180H85ZM152 179V178H151ZM172 179V178H171ZM178 179V178H177ZM217 179V178H216ZM224 179V178H223ZM251 179V178H250ZM257 179V178H256ZM260 179V178H259ZM264 179V178H263ZM11 180V179H10ZM32 181H33V178L31 179ZM70 180V179H69ZM89 180V179H88ZM87 180V181H88ZM141 180V179H140ZM147 180V179H146ZM145 180V181H146ZM181 180V179H180ZM180 180L178 181V183L180 182ZM186 180H188V179H186ZM209 180V179H208ZM32 181H30L29 180V182L31 183ZM36 181V180H35ZM43 181V180H42ZM46 181H47V179H46ZM49 181V180H48ZM51 181H49V183L48 184H50V182ZM61 181H63V180H61ZM86 181V182H87ZM90 181V180H89ZM93 181V180H92ZM138 181V180H137ZM137 181H135V182H137ZM205 181V180H204ZM213 181H216V180H213ZM220 181H221V179H220ZM224 181V180H223ZM251 181H253V178H252V180ZM59 182H60V180H59ZM65 182V181H64ZM71 182V181H70ZM72 182L73 183H80V184H82V182H85V181H83V179L81 180V179H72ZM94 182H96V180L94 181ZM187 182H189V181H187ZM186 182V183H187ZM191 182V181H190ZM189 182V183H190ZM198 182V181H197ZM199 182H201V180L199 181ZM41 183V182H40ZM57 183V182H56ZM62 183V182H61ZM66 183V185L68 184L67 182H65ZM147 183V182H146ZM217 183V182H216ZM221 183V182H220ZM33 184V183H32ZM31 184V185H32ZM38 184V183H37ZM37 184H34V185H37ZM47 184V183H46ZM58 184V183H57ZM87 184L88 183H86V184H84V185H86L87 186ZM226 184V183H225ZM225 184H224V187H225ZM255 184H257V182L255 181H253V183H251V182H247L245 185H246V187L248 188V190H247V192H246V194H243V195H238V196H240V197H243V198H248V196H251V197H253V198H257V199H263V201L261 200L260 202H262L260 205H262L263 207H264V187H261V189L259 190V192L258 191H254V188H255ZM264 184V183H263ZM51 185H52V183H51ZM60 185V184H59ZM65 185V184H64ZM68 185H71V183L70 184H68ZM73 185V184H72ZM89 185H91V183L89 182ZM96 185V184H95ZM99 185V184H98ZM100 185H102V184H100ZM135 185V184H134ZM133 185V186H134ZM145 185V184H144ZM179 185V184H178ZM187 185V184H186ZM203 185H204V183H203ZM216 185H219V184H216ZM222 185V184H221ZM58 186V185H57ZM136 186V185H135ZM212 186H214V185H212ZM242 186V185H241ZM43 187V186H42ZM41 187V188H42ZM48 187V186H47ZM58 187H60V186H58ZM80 187H82L81 188V190L82 189H84V187H83V184H82V186H80ZM90 187V186H89ZM96 187H99V186H96ZM184 187H185V185H184ZM189 187V186H188ZM192 187V186H191ZM194 187H195V185H194ZM192 188V189H195V188ZM196 187H199V186H197L196 185ZM216 187V186H215ZM222 187V186H221ZM233 187V186H232ZM238 187V186H237ZM236 187V188H237ZM257 188H258V186H256ZM0 188H2V187H0ZM5 188V190H8V189H6V187H4ZM4 188H2V189H4ZM62 188V187H61ZM63 188H65V187H63ZM138 188V187H137ZM143 188V187H142ZM256 188V189H257ZM1 189V190H2ZM69 189V188H68ZM70 189H72V187L70 188ZM73 189H74V186H73ZM72 189V190H73ZM87 189V188H86ZM86 189H84V190H86ZM89 189V188H88ZM126 189V188H125ZM144 189V188H143ZM148 189V188H147ZM183 189V188H182ZM220 189H222V188H220ZM224 189V188H223ZM222 189V190H223ZM228 189H230V187L228 186ZM4 190V191H5ZM63 190V189H62ZM96 189H94V190H90L91 192L92 191H95ZM100 190V189H99ZM98 190V191H99ZM188 190V189H187ZM245 190V189H244ZM121 191V190H120ZM193 191H195V190H193ZM229 191H233L232 189L231 190H229ZM236 191V190H235ZM35 192V191H34ZM39 192V191H38ZM97 192V190L94 192V193H96ZM126 192V191H125ZM138 192V191H137ZM140 193H141V191H139ZM203 192V189H202V186L201 187H199L198 189H196V193H199V195L200 194H203L202 193ZM215 192H217V191H215ZM221 192V191H220ZM219 192V193H220ZM226 192V191H225ZM238 192V191H237ZM57 193V192H56ZM93 193V194H94ZM100 193V192H99ZM106 193V192H105ZM135 193V192H134ZM195 193V194H196ZM233 193L234 194H236V192H234L233 191ZM241 193V192H240ZM245 193V192H244ZM38 194V193H37ZM51 194H52V192H51ZM108 193H106V195H107ZM122 194V193H121ZM125 194V193H124ZM194 194V195H195ZM62 195H63V192H62ZM87 195V194H86ZM88 195H90V193L88 194ZM92 195V194H91ZM99 195V194H98ZM112 195V194H111ZM117 195V194H116ZM123 195V194H122ZM204 195V194H203ZM1 196V195H0ZM52 196H53V194H52ZM57 196V195H56ZM60 196V195H59ZM73 196V195H72ZM81 196V195H80ZM83 196V195H82ZM112 196H114V195H112ZM118 196H119V194H118ZM131 196V195H130ZM134 196V195H133ZM185 196V195H184ZM236 196H237V194H236ZM46 197H47V195H46ZM71 197V196H70ZM70 197L67 199V204L69 203L68 201H70ZM75 197V196H74ZM78 197V196H77ZM136 197V196H135ZM140 197V196H139ZM180 197V196H179ZM187 197H188V195H187ZM204 197L207 199V197H209L208 196V193L206 192L205 193V195H204ZM51 198V197H50ZM53 198V197H52ZM60 198V197H59ZM63 198V197H62ZM61 198V199H62ZM73 198V197H72ZM76 198V197H75ZM74 198V199H75ZM86 198V197H85ZM129 198V197H128ZM137 198V197H136ZM191 198V197H190ZM193 198V197H192ZM205 198H204V200H205ZM213 198V197H212ZM227 198V197H226ZM38 199V198H37ZM45 198H44V196H43V200H44ZM48 199H49V196H48ZM56 199H57V197H56ZM81 199V198H80ZM84 199V198H83ZM82 199V200H83ZM114 199H116L117 200V198L115 197V198H113V200ZM131 199V198H130ZM189 199V198H188ZM220 199V198H219ZM39 200H40V197H39ZM43 200H40V202H41V204H42V201ZM46 200V199H45ZM45 200L43 201V203L45 202ZM50 200V199H49ZM53 200H55V199H53ZM58 200V199H57ZM79 200V199H78ZM77 200V201H78ZM192 200H194V201H198V199L196 200L195 198H193ZM203 200V201H204ZM209 199H207V200H205L204 201V203L205 204H207ZM217 200V199H216ZM232 200V199H231ZM247 200V199H246ZM64 201V200H63ZM66 201V200H65ZM77 201H76V203H77ZM134 201H135V199H134ZM202 201V202H203ZM215 201V200H214ZM214 201H213V204H214ZM218 201V200H217ZM220 201V200H219ZM218 201V202H219ZM240 200H238V202H239ZM46 202H48V201H46ZM52 202V201H51ZM56 202V201H55ZM71 202H72V200H71ZM83 202V201H82ZM129 202V201H128ZM131 202H132V200H131ZM187 202V204L189 203L188 202V200L186 201ZM193 202V201H192ZM200 202V201H199ZM217 202V203H218ZM222 202V201H221ZM237 201L235 202V203H233L234 205H232L231 206V208L232 207H234V206H237V205H235V204H240V203H238ZM242 202V201H241ZM247 202V201H246ZM244 203V205L245 204H247V203ZM251 202V201H250ZM253 202V201H252ZM39 203V202H38ZM37 203V204H38ZM75 203V202H74ZM78 203H79V201H78ZM125 203V202H124ZM210 203H212V202H210ZM229 203H230V200H229ZM254 203H257L256 201L254 202ZM51 204V203H50ZM49 204V205H50ZM67 204H63V205H65V206H63L62 205V207L64 208V210L63 211H65L66 209L65 208H67ZM80 204H81V202H80ZM186 204V205H187ZM190 204V203H189ZM194 204V203H193ZM202 204V203H201ZM215 204H216V202H215ZM232 204V203H231ZM253 204V203H252ZM45 205V204H44ZM57 205V204H56ZM100 205V204H99ZM103 205V204H102ZM101 205V206H102ZM127 205H129V204H127ZM185 205V204H184ZM183 205V206H184ZM208 205H209V203H208ZM218 205H219V203H218ZM221 205H223V204H221ZM226 205V204H225ZM241 205V204H240ZM243 205V206H244ZM249 205H251V203H248V205L246 206V207H248ZM254 205V204H253ZM51 206V205H50ZM55 206V205H54ZM59 206V205H58ZM61 206V205H60ZM73 206H74V204H73ZM72 206V207H73ZM78 206V205H77ZM81 206V205H80ZM101 206H100V208H101ZM107 206H109V208H110V205H108L107 204ZM106 206V208L108 209V207ZM194 206V205H193ZM206 206V205H205ZM216 206V205H215ZM242 206V205H241ZM254 206H256V205H254ZM253 206V207H254ZM46 207H47V205H46ZM52 207V206H51ZM68 207H69V205H68ZM76 207V206H75ZM74 207V208H75ZM190 207V206H189ZM208 207V206H207ZM221 207V206H220ZM177 208V207H176ZM206 208V207H205ZM223 208V207H222ZM231 208H229V206L227 207V209H228V211L227 212H229V209H231ZM240 208V207H239ZM243 208V207H242ZM251 208V207H250ZM249 208V209H250ZM256 208V207H255ZM262 208V207H261ZM54 209V208H53ZM58 209H59V211L62 209L61 207L59 208L58 207ZM68 209V208H67ZM69 209H70V207H69ZM68 209V212L70 211ZM71 209H73V208H71ZM103 209V208H102ZM105 209V208H104ZM103 209V210H104ZM113 208H111V210H112ZM126 209V208H125ZM193 209V208H192ZM236 209V208H235ZM234 209V210H235ZM259 209V208H258ZM41 210H42V208H41ZM44 210V209H43ZM49 210H52V209H49ZM101 210V209H100ZM124 209H121V213H122V211H123ZM168 210H172L171 208L170 209H167L166 211H168ZM184 210V209H183ZM225 210V209H224ZM223 210V211H224ZM241 210V209H240ZM253 210V209H252ZM257 210V209H256ZM263 210V209H262ZM47 211V210H46ZM62 211V210H61ZM73 211V210H72ZM102 211V210H101ZM109 212H110V210H108ZM114 211V210H113ZM119 210L117 209V212H115V213H119L118 212ZM165 211V212H166ZM174 211H176V209L174 210ZM177 211H180V209L179 210H177ZM187 211H189V210H187ZM226 211V210H225ZM261 211V210H260ZM49 212H51V211H49ZM71 212V211H70ZM102 212H104V211H102ZM220 212H222V210L220 211ZM236 212H238V210L236 211ZM236 212H235V214H236ZM259 212V211H258ZM53 213V212H52ZM61 213V212H60ZM65 213V212H64ZM79 213V212H78ZM78 213H77V215L76 216H80V215H78ZM98 213V212H97ZM106 213H108V212H106ZM173 213H175V212H173ZM192 213V212H191ZM191 213H189V214H191ZM194 213V212H193ZM199 213V212H198ZM202 213H203V211H202ZM201 213V214H202ZM205 213V212H204ZM210 213V212H209ZM229 213H233V212H229ZM55 214V213H54ZM169 214H171V212L169 213ZM169 214H164L163 216H162V219L164 218V216L165 215H169ZM195 214V213H194ZM206 214V213H205ZM221 214V213H220ZM238 214V213H237ZM60 215V214H59ZM98 215V214H97ZM101 215V214H100ZM104 215V214H103ZM102 215V216H103ZM111 215H112V213H111ZM172 216H174V214H171ZM192 215V214H191ZM197 215H199V214H197ZM222 215V214H221ZM230 215V214H229ZM228 215V216H229ZM53 216H55V215H53ZM96 216V215H95ZM107 216V215H106ZM113 216V215H112ZM119 216H121V215H119ZM223 216V215H222ZM231 216H233L234 217V215H231ZM238 216H239V214H238ZM242 216V214H240V217ZM81 217V216H80ZM116 217H117V215H116ZM122 217V216H121ZM121 217H119L120 219H121ZM159 217V216H158ZM161 217V216H160ZM169 217H171L170 215L168 216V217H165L164 219L165 220H167ZM175 217V216H174ZM190 217V216H189ZM200 217H203V216H199V219H200ZM224 217V216H223ZM227 217V216H226ZM239 217V218H240ZM43 218H45V217H43ZM79 218V217H78ZM99 218H101L100 216H99ZM98 218V219H99ZM106 218V217H105ZM118 218V217H117ZM123 218L124 219H126L125 217H124V215H123ZM123 218H122V220H123ZM228 218V217H227ZM231 218V217H230ZM242 218V217H241ZM48 219V218H47ZM46 219V221H48ZM54 218H52V220H53ZM68 219V218H67ZM70 219V218H69ZM68 219V220H69ZM71 219H72V217H71ZM77 219V218H76ZM80 219V218H79ZM93 219V218H92ZM130 219V218H129ZM158 219V218H157ZM172 219H174V218H172ZM192 219H194V218H192ZM233 219V218H232ZM231 219V220H232ZM51 220V219H50ZM51 220V221H52ZM68 220L66 221H63L62 220V224H64V223H66V222H68ZM74 220H75V217H74ZM97 220V219H96ZM103 220V219H102ZM106 220H107V218H106ZM105 220V221H106ZM116 220V219H115ZM118 220V219H117ZM223 220H225V219H223ZM222 220V221H223ZM242 220V219H241ZM70 221V220H69ZM71 221H73V219L71 220ZM77 221V220H76ZM79 221V220H78ZM80 221H81V219H80ZM91 221V220H90ZM90 221H89V223H90ZM93 221H95V220H93ZM98 221V220H97ZM104 221V220H103ZM110 221V220H109ZM113 223H114V220H111ZM128 221V220H127ZM131 221V220H130ZM129 221V222H130ZM133 221V220H132ZM171 221V220H170ZM176 222H177V219L175 220ZM194 221V220H193ZM30 222V221H29ZM55 222V221H54ZM57 222V223H56ZM56 225L59 223L60 225H62L61 224V222L59 221V220H56ZM73 222H75V221H73ZM107 222H108V220H107ZM121 222V221H120ZM126 221H122V223H124V224H126L125 223ZM134 222V221H133ZM158 222V221H157ZM167 222V221H166ZM173 222V221H172ZM195 222V226H196V222L197 221H194ZM194 222H191L192 224H194ZM234 222V221H233ZM239 222V221H238ZM20 223V222H19ZM72 223V222H71ZM97 224H98V222H96ZM104 224H106L105 222H103ZM109 223V222H108ZM190 223V224H191ZM224 223V222H223ZM58 224V225H59ZM66 224H68V223H66ZM65 224V225H66ZM73 224V225H72ZM71 224V226H70V229L71 228H73V226H74V224L75 223H72ZM91 224V223H90ZM96 224V225H97ZM102 224V223H101ZM112 224V223H111ZM116 224V223H115ZM119 224V223H118ZM116 225V227H118L119 225ZM159 224V223H158ZM158 224H157V226H158ZM162 224V223H161ZM171 224V223H170ZM170 224H168V225H165L164 223L162 224L163 226H169ZM173 224V223H172ZM170 225V226H173V225ZM177 224V223H176ZM175 224V225H176ZM232 224H234V223H232ZM237 224V223H236ZM235 224V225H236ZM69 225V224H68ZM78 225H79V223H78ZM87 225V224H86ZM85 225V226H86ZM95 225V226H96ZM99 225H100V223H99ZM130 225H133L134 226V223H132V224H130ZM189 225V224H188ZM26 226H28V225H26ZM77 226V225H76ZM106 226V225H105ZM108 226H110V224L108 225ZM113 226H114V224H113ZM126 226H127V224L125 225V229L127 230L128 228H126ZM169 226V227H170ZM192 226V225H191ZM194 226V225H193ZM237 226H239V225H237ZM60 227V226H59ZM58 227V228H59ZM62 227H63V225H62ZM66 227H68V226H66ZM78 227V226H77ZM93 227V226H92ZM97 227H98V225H97ZM96 227V228H97ZM99 227H101V226H99ZM107 227V226H106ZM123 227V226H122ZM127 227H129V226H127ZM131 227V226H130ZM225 227V226H224ZM232 227V226H231ZM235 227V226H234ZM233 227V228H234ZM243 227V226H242ZM109 228V231L110 230H112V227L110 226V227H108ZM133 228V227H132ZM137 228V227H136ZM157 228L158 227H156V231H157ZM168 228V227H167ZM166 228V229H167ZM171 228H173V227H171ZM232 228V229H233ZM260 228V227H259ZM60 229V228H59ZM65 229V228H64ZM64 229H61V230H64ZM67 229V228H66ZM69 229V228H68ZM88 229H91V228H87L86 230L88 231ZM93 229V228H92ZM95 229V228H94ZM93 229V230H94ZM106 229V228H105ZM120 229V228H119ZM124 229V230H125ZM241 229V228H240ZM252 229H254V228H252ZM251 229V230H252ZM74 230V229H73ZM102 230V229H101ZM116 230V229H115ZM118 230V229H117ZM121 230V229H120ZM123 230V231H124ZM129 230V229H128ZM168 230V229H167ZM173 230H174V228H173ZM196 230H197V228H196ZM246 230V229H245ZM259 230V229H258ZM257 230V231H258ZM261 230H262V228H261ZM67 231H69V230H67ZM76 231H78V229L76 230ZM75 231V232H76ZM90 231V230H89ZM103 231V230H102ZM108 231V232H109ZM123 231H122V233H123ZM166 231V230H165ZM169 231H171L170 229H169ZM169 231H167L166 233H169ZM198 231V230H197ZM239 229H238V233H237V235L239 234ZM247 231H249V230H247ZM19 232V231H18ZM57 232V231H56ZM91 232V231H90ZM94 232V231H93ZM96 232V231H95ZM98 232V231H97ZM106 232V234H107V231H105ZM104 232V233H105ZM118 232V231H117ZM121 232V231H120ZM131 232V231H130ZM173 232V231H172ZM236 232V231H235ZM255 232H256V230H255ZM70 233V232H69ZM72 233V232H71ZM78 233H79V231H78ZM89 233V232H88ZM113 234H115L114 232H112ZM157 233V232H156ZM165 233V234H166ZM195 233V232H194ZM198 233V232H197ZM248 233V232H247ZM259 233H261V232H259ZM259 233H257L258 234V238L260 237V239H261V236H259ZM262 233H263V231H262ZM81 234V233H80ZM90 234H92V233H90ZM112 234V235H113ZM164 234V235H165ZM201 234V233H200ZM199 234V235H200ZM249 234V233H248ZM247 234V235H248ZM251 234H252V232H251ZM254 234V233H253ZM264 234V233H263ZM77 235H79V234H77ZM82 235V234H81ZM101 235V234H100ZM104 236H105V234H103ZM102 235V237L104 238V236ZM111 235V236H112ZM193 235H196V234H193ZM235 235H236V233H235ZM240 235V234H239ZM238 235V236H239ZM256 235V234H255ZM20 236V235H19ZM21 236H22V234H21ZM90 236V235H89ZM107 236V235H106ZM238 236H237V238H238ZM253 235H251V237H252ZM15 237L17 238V235H15ZM59 237V236H58ZM66 237H67V235H66ZM96 237H99V236H96ZM108 237H109V235H108ZM128 238H129V236H127ZM196 237V236H195ZM200 237H202V236H200ZM63 238V237H62ZM72 238V237H71ZM91 238H94V235H93V237H91ZM100 238V237H99ZM105 238H107V237H105ZM104 238V239H105ZM127 238V239H128ZM130 238H131V236H130ZM19 239H21V237L19 238ZM65 239H67V238H65ZM111 239V238H110ZM109 239V240H110ZM121 239H122V237H121ZM120 239V240H121ZM123 239H126V237L124 238L123 237ZM199 239V238H198ZM206 239V238H205ZM212 239V238H211ZM214 239V238H213ZM244 239V238H243ZM243 239H241V240H243ZM22 240V239H21ZM20 240V241H21ZM83 240V239H82ZM96 240H98V239H96ZM16 241H18V240H16ZM86 241H88V243H89V240H87L86 239ZM100 241H102L101 239H100ZM107 241V240H106ZM105 241V242H106ZM122 241H124V240H122ZM185 241H187V240H185ZM261 241V240H260ZM79 242V241H78ZM91 242V241H90ZM108 242V241H107ZM183 242H184V240H183ZM208 242V241H207ZM219 242V241H218ZM221 242V241H220ZM255 242V241H254ZM262 242V241H261ZM13 243H15L14 241H13ZM87 242H80L79 244H78V246H80L81 248L79 249L78 248V250H76V251H74L73 249H70V250H73L74 252L73 253H71V251H70V253L72 254V256H75V258H76V255L78 256V255H81V254H83V255H85V256H87V255H89V254H93V253H95V252H93V251H90V250H85V251H82V249H88L87 248V245H88V243L86 244ZM94 243V242H93ZM93 243H91L92 245H93ZM96 244H98L97 242H95ZM94 243V244H95ZM118 243V242H117ZM209 243V242H208ZM211 243H212V241H211ZM210 243V244H211ZM258 243V242H257ZM48 244H49V242H48ZM77 244V243H76ZM100 244V243H99ZM104 244V243H103ZM106 244V243H105ZM221 244H222V242H221ZM260 244V243H259ZM259 244H257V245H259ZM91 245V246H92ZM106 245H108V244H106ZM111 245V244H110ZM206 245V244H205ZM218 245V244H217ZM227 244H225V246H226ZM257 245H255L254 247H256ZM10 248L13 246V245H11V244H9L8 245ZM99 246H101V245H99ZM202 246V245H201ZM210 246H212V244L210 245ZM224 246V247H225ZM9 247H8V249H9ZM15 247V246H14ZM108 247H110L109 245H108ZM112 247V246H111ZM217 247V246H216ZM227 247V246H226ZM18 248V247H17ZM44 248V247H43ZM92 248H93V246H92ZM94 248L96 249V246L94 245ZM93 248V249H94ZM112 248H114V247H112ZM202 248H204V247H202ZM201 248V249H202ZM207 248V247H206ZM208 248H209V246H208ZM207 248V249H208ZM12 249V248H11ZM11 249L10 250H8V252L9 251H11ZM15 249V248H14ZM14 249L12 250V251H14ZM19 249V248H18ZM48 250V249H50V247H46L45 248V250ZM99 249V248H98ZM102 249V248H101ZM107 249V248H106ZM105 249V250H106ZM210 249H211V247H210ZM209 249V250H210ZM215 249V248H214ZM218 249V248H217ZM216 249V250H217ZM226 249V248H225ZM228 249V248H227ZM258 249V248H257ZM53 251V249H50L49 251ZM135 250V249H134ZM177 250V249H176ZM175 250V251H176ZM221 250H222V248H221ZM254 250V249H253ZM7 251V250H6ZM16 252H18L17 250H15ZM14 251V252H15ZM49 251H48V253H49ZM61 251H64V249L63 250H60V252ZM96 251V250H95ZM109 251V250H108ZM141 251H143V250H141ZM180 251H182V250H180ZM204 251V250H203ZM223 251V250H222ZM225 251V250H224ZM252 251V250H251ZM21 252V251H20ZM46 252V251H45ZM56 251H54V253H55ZM92 252V253H91ZM134 252V251H133ZM144 252V251H143ZM217 252V251H216ZM10 253V252H9ZM11 253H13V252H11ZM47 252H46V254L47 255H49ZM53 253V252H52ZM66 253V252H65ZM65 253H63L62 252V256H63V254H65ZM68 253V252H67ZM109 253V252H108ZM137 253V252H136ZM141 253V252H140ZM170 253V252H169ZM173 253V252H172ZM200 253H201V251H200ZM199 253V254H200ZM206 253H207V251H206ZM228 253V252H227ZM230 253V252H229ZM252 253V252H251ZM254 253H255V251H254ZM16 254V253H15ZM33 256H36V258L38 257V256H42V253H40V252H38V251H34L33 253H31ZM44 254V253H43ZM59 254H61V253H59ZM58 254V255H59ZM102 254V253H101ZM113 254V253H112ZM115 254V253H114ZM116 254H118V253H116ZM122 254H124V253H122ZM203 254V253H202ZM222 254V253H221ZM7 255H8V253H7ZM31 255V256H32ZM95 255V254H94ZM103 255H105V254H103ZM125 255V254H124ZM131 255V254H130ZM148 255V254H147ZM172 255V254H171ZM184 255V254H183ZM194 255H195V253H194ZM208 255V254H207ZM207 255L205 256V258H208L207 257ZM213 255V254H212ZM226 255V254H225ZM230 255V254H229ZM8 256H11V255H8ZM15 256V255H14ZM13 256V257H14ZM30 256V257H31ZM32 256V257H33ZM50 256H51V254H50ZM69 256H71V255H69ZM72 256H71V258H72ZM82 256V255H81ZM85 256H83V258L85 257ZM90 256V255H89ZM99 256H101V255H99ZM119 256H121L120 254H119ZM150 255H148V257H149ZM152 256V255H151ZM174 256V255H173ZM173 256H172V259H168V260H164V258H163V264H166V262H169V261H171V262H173V261H175L176 260V258L174 257L173 258ZM178 256V255H177ZM188 256V255H187ZM190 256V255H189ZM198 256V255H197ZM196 256V257H197ZM204 255H202V257H203ZM232 256V255H231ZM236 256V255H235ZM250 256V255H249ZM42 257H44V256H42ZM54 257V256H53ZM68 257V256H67ZM117 257V256H116ZM128 257V256H127ZM131 257V256H130ZM140 257V256H139ZM167 257V256H166ZM170 257V256H169ZM202 257H200V258H202ZM210 257V256H209ZM212 257V256H211ZM215 257V256H214ZM218 257V256H217ZM251 257V256H250ZM11 258V257H10ZM9 257H8V259H10ZM20 258V257H19ZM35 258V257H34ZM34 258H33V260H34ZM55 258H58V256L57 257H55ZM78 258V257H77ZM82 258V257H81ZM80 258V259H81ZM82 258V259H83ZM122 258V257H121ZM135 258H138V257H136V255H135ZM146 258H147V256H146ZM178 258V257H177ZM194 257L192 256V259H193ZM199 258V259H200ZM213 258V257H212ZM211 258V259H212ZM221 258V257H220ZM225 258V257H224ZM226 258H227V256H226ZM229 258H230V256H229ZM252 258V257H251ZM39 259V258H38ZM49 259V258H48ZM68 259V258H67ZM100 259V258H99ZM124 259V258H123ZM132 259H134V258H132ZM142 259V258H141ZM151 259V258H150ZM150 259H148V260H150ZM166 259V258H165ZM210 259V258H209ZM219 259V258H218ZM232 259V258H231ZM241 259V258H240ZM248 259V258H247ZM7 260V259H6ZM11 260V259H10ZM62 260H63V257H62ZM61 260V261H62ZM65 260H66V258H65ZM90 260V259H89ZM154 260V259H153ZM162 260V259H161ZM213 260V259H212ZM234 260V259H233ZM264 260V259H263ZM262 260V261H263ZM7 261H9V260H7ZM35 261V260H34ZM48 261V260H47ZM51 261V260H50ZM91 261H92V258H91ZM104 261V260H103ZM116 261V260H115ZM126 261V260H125ZM134 261H136V260H134ZM200 261V260H199ZM207 261V260H206ZM242 261V260H241ZM37 262V261H36ZM35 262V263H36ZM58 262V261H57ZM75 262V261H74ZM122 262V261H121ZM144 262V261H143ZM160 262V261H159ZM236 262H239L238 260H236ZM264 262V261H263ZM263 262H262V264H263ZM8 263V262H7ZM45 264H46V262H44ZM64 263V262H63ZM62 263V264H63ZM108 263H110V262H108ZM119 263V262H118ZM123 263V262H122ZM133 263V261L131 262V264ZM140 263V261H138V264ZM142 263V262H141ZM140 263V264H141ZM145 263H146V261H145ZM149 263H150V261H149ZM154 263V262H153ZM200 263V262H199ZM203 263V262H202ZM209 263V262H208ZM213 263V262H212ZM10 264V263H9ZM56 264V263H55ZM65 264H67V263H65ZM112 264V263H111ZM137 264V263H136ZM147 264V263H146ZM151 264V263H150ZM204 264V263H203ZM207 264V263H206ZM227 264V263H226ZM229 264V263H228ZM235 264V263H234ZM245 264V263H244ZM250 264H251V261H250ZM258 264H261V261H260V263H258Z\"/></svg>","mask_w":264,"mask_h":264}]
</instances>
